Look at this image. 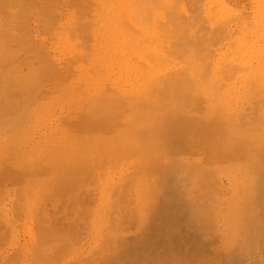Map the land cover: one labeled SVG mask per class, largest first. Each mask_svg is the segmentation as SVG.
Masks as SVG:
<instances>
[{
  "label": "rangeland",
  "instance_id": "obj_1",
  "mask_svg": "<svg viewBox=\"0 0 264 264\" xmlns=\"http://www.w3.org/2000/svg\"><path fill=\"white\" fill-rule=\"evenodd\" d=\"M32 5L33 6L35 5V6L33 7ZM136 5H138L137 6L138 8L136 7ZM195 7H196V10H195ZM140 8H142V10ZM17 9H18V11H16ZM19 9L21 10L20 12H19ZM24 9H26V10H24ZM138 10L140 13L138 12ZM145 10H146V12H145ZM127 11H128V13H127ZM160 12L162 14H160ZM129 13H130V15L128 16ZM17 14H18V16H17ZM20 16H21V18H20ZM263 16H264V0H216V1L215 0L214 1L213 0H181V1L180 0H146V1L143 0V2H142V0H66V1L65 0H0V17L7 18V20L12 22V24L10 25V28L12 30V33H13V31L15 32L13 35L15 36L18 32H19L18 37L20 34H22L24 36L26 35L24 37L26 42L24 41L23 36L20 35L22 39L20 40V42H17L18 44L16 43V45H17V46H15L16 48L13 46L15 48L14 50H16V49H18V50H16V52L13 53L14 56L12 57V59L13 58L15 60H16V58L20 59L22 63H23V61H25L24 62L25 64L24 63H23L24 65L22 64L23 65L21 67L22 69L19 68L20 73H19V71H18V73L22 74L23 75L22 77H25L28 74V72H30L33 75H36V74H40V71L42 70L41 74H42L43 78H44V75H46V73L47 74L52 73L54 75V76L52 74L49 76L47 75L44 79H42V77H41L43 82L40 80L41 81L40 83L43 86H40L41 87V88H39L40 91L35 90L33 92L31 89L30 95L33 96L31 93H33L34 95H36L37 93H40L42 101L40 102L41 104L36 107L40 112L36 116L31 117L32 119H30V118H28L29 120L25 119L26 121L24 122V125L22 128H24V131L29 129L27 132L25 131L26 133L21 134L23 129H19V130H22L21 132H19L18 130L16 132V131H14L15 130V128H14L12 131V127H14V125L11 127V125H12L11 123H8L9 126H8V124H6L7 127L6 126L4 127L6 129L2 128L4 130H1V127H0V133L4 132V133L0 134V165H1V168H0V208L7 209V211H9V217H11L10 219L13 222V224L16 226V229H17L16 230L17 234L15 233V231L13 233H12V231L6 233L8 235H6L5 239L0 242V253L3 252L4 250L5 251L9 250L12 252L13 249H17L19 247V240L25 242V240L32 238V235L34 236L33 238H36L39 234L38 238L43 239L44 235H41V234H43V233L44 234H46V233L51 234L50 228L52 229V234H51L52 237L49 240V237H48L49 235H48L46 237L47 239L44 238V239H46L45 241H44V239L42 240L45 242V244H42L39 247L42 250V252L39 251V253H36L37 255L39 254L38 259L35 256H32L31 253H28V256H26V255L24 256L22 254L17 255V256L14 255V256H16V257H14V256L12 257L14 259H9L7 262H3V263L0 262V263L1 264H38V263L44 264L43 262H47L45 264H76V263L82 264V263H86L88 260L90 261L91 259H92L91 260L92 262L93 261L97 262L98 261L97 259L101 258L100 259L101 262H99V261L98 262L103 264L102 260L107 259L109 257L111 259V262H113L112 264H115V262H114L113 258H111V256H114L115 257L114 259H116V257H117V259H119V261H121L122 259L125 258V256H123V254H125L127 252V250L129 249V247H131L133 244L136 243V245H139L140 242L142 244L141 240H143V239L146 240V242H148V244L150 243L149 241H147V239L149 237L146 235L149 234L148 231L151 230L153 224L154 225L159 224V218L157 217L158 216L157 212L160 209L159 206L167 207L166 204L168 202V199H169L171 193H174V195H175L177 193V191H179L181 188L183 189L182 185L184 183L187 185L191 184V185H188L190 189L189 188L187 189V191L189 190V192H188L189 195L193 194L190 196L191 197L196 196V198L198 197L197 199L194 198V199L190 200V202L194 203V200L196 199L195 203L197 201H199V203L197 202V204H199V205H196L194 203L196 205L195 207H197V206L200 208L204 207V205H205L204 203H206V202H204V200H205V198L203 197L204 194L202 192H200L201 189H200V187L198 188V186L200 185V184L198 185L199 178L196 179L194 174H196V173L200 174L203 172L209 173L210 170L213 172V174H212V172L209 173L210 176L214 177L213 179H216L215 177H217L216 184L219 182L218 185L215 187V190L218 191L221 189L219 192L223 191V192H221V194H218L219 192L217 193V191L213 190L214 193L212 192L213 195H211L214 198V201H217L216 198H217V194H218L217 199H219V200H218V202H214V204H216V205L218 204L216 206L217 208H216V210H212L213 207L211 208V211H210L211 214L209 215L208 220L206 222L209 221V223H211L210 220L212 219V217H215V216H216V222H215V220H213L214 219L213 218L212 219L213 225H212V227L210 226V228H208L209 230L212 229L213 231L211 230L208 233H206V231H208V229H206V228L209 227L208 226L209 223H206V224H208V225H206V228L204 226L202 227V228H205L206 231H204V229L200 230L201 225L198 224L199 222H195V223H197L198 226L200 225L199 227L195 223H194L195 225L192 223L191 224L192 226L190 224H188V225H190V227H188L187 225L186 226L184 225L185 226V228H184L183 226L180 225V224H183L185 222V221L181 222L180 218L182 220H184V218L182 216L177 218V221H175V222H178V221L179 222L178 223L174 222L173 228L175 227L176 229L177 228L181 229L180 228V226H181L183 232H181L180 230H175V231L173 230V232L180 231V233H178V235L180 237L182 236L180 234L183 233V235H184L186 233L185 234L186 237L182 236L183 239L181 238V241L183 240L182 242H184L187 245L189 243H193V245H195V243L193 241H196V244L198 243L200 245V246L195 245L196 247H198L196 250V249H194V248H196L195 246L193 248V245L189 244V246L186 245L187 247H189V248H187L185 246V244L183 243V245H184L183 247H186V249H187L186 250L185 248L182 247V244L181 245L179 244L180 245L179 247H181L182 250L185 249V251L187 252V254H185V253H183V252H185L184 250L182 253L179 250L180 251L179 255H181L182 258L184 256L183 260H180L181 261L180 263L181 264H190V263L193 264L195 262L194 260H196L197 262H195L194 264H202V263L203 264H217L218 263L217 261H219V264H220V261H223V264H224V262H226V261L223 258L226 257L225 259H227V254H231L230 252L235 254V252H233V250L236 251V247H238V244H237L238 240H239V238H241V237H237V236H239L240 234L242 236V233H244V230H243L244 228L242 229L243 223H240V222H242V221L245 222V219L243 220V216H245V214H246L245 212H246L248 206L246 207L245 212H244V209L242 207H245L246 205L249 204V202H248L249 199L247 198L246 194L248 192H250V189H251V191H254L253 194H255V190H258V192L256 191V194L258 196L255 195L256 196L255 200H257V201H254L251 195L248 196V197H250V199H252L250 202H252V203H253V201H254V203L258 202L257 197H260L259 188L260 189L263 188L262 185H260L261 183H259L260 181L262 182V176L259 177L260 179H258L257 177L260 174H256V173H260V171L258 169H260L262 167L261 165H263V163H264V158H263L264 155H262V154H264V150L261 154L262 158L260 157V160H258L259 159L258 156H260V154L259 155L256 154L257 153L256 151L259 150L260 145L262 147L261 149H264V147H263L264 142L262 143L263 139H260L259 142L256 143L257 144L256 145L253 140L247 139L245 136L246 134L253 132V131L260 132L262 130V128L264 127V123H263L264 119L261 116L264 114L263 113L264 112V107H263L264 90L262 89V87H264V83H263L264 82L263 81L264 80V17ZM10 17H12V21L10 20L11 19ZM127 17H129V18H127ZM200 17H202V18H200ZM183 19H185V20L183 21ZM186 19H187V21H186ZM201 19H203V20H201ZM91 20H92V22H91ZM129 20L132 22H130ZM160 20H161V23L163 22V24L161 25L162 29H160V25H159ZM177 20L179 22H176ZM211 20H212V22H211ZM224 20L228 21V22L225 23ZM231 20H233V21H231ZM9 21H5L6 27H8L7 24L8 25L10 24V23H8ZM13 21H15V23ZM133 21H135V22H133ZM180 21L182 22V24ZM84 23L85 24L89 23V24L85 25ZM247 23H249V24L252 23V24L249 25ZM225 24L226 25L228 24L230 27H228V25L226 26ZM44 25H46V26H44ZM157 25H159V29H158ZM182 25H184V26H182ZM221 25H224V27H226V28H221ZM138 26H139V29H138ZM251 26H253V27H251ZM21 27H22V29H21ZM140 28H141V30H140ZM211 28H213V29H211ZM180 29H181V31H180ZM214 29H216V30H214ZM160 30H162V32H160ZM159 33L160 34L162 33L163 36H162V34L160 35ZM220 33H222V34H220ZM167 35L169 38L172 37L171 40L173 41V43L169 38H167ZM156 36H158V38ZM160 36H161L160 41L164 39L161 42L158 40ZM193 36H195V37H193ZM153 37H154L155 41L152 40ZM224 37H225V39H224ZM7 38H9V36L5 37L6 40H7ZM166 38H167L168 42L165 41ZM177 38H179L180 40ZM5 39H4V41H6ZM173 39L175 40L176 43L174 42ZM176 39L180 41V43L178 41V43L180 45L177 44ZM193 39L195 41H193ZM157 40H158L159 44L157 43ZM169 40L171 41L172 44L169 43ZM189 41H191V42H189ZM197 41L200 43H196ZM155 42H156V44H155ZM4 43H6V42H4ZM8 43H9V41H8ZM141 43H142V45H139ZM194 43H195V45H192ZM170 44H171V46H170ZM173 44L179 45V46L174 47ZM197 44L200 46H198ZM156 45H158V46H156ZM163 46H164V48H163ZM180 46H181V48H180ZM157 47L159 48V50ZM166 47L167 48L169 47L170 49L168 48V50H167ZM209 47H211V48H209ZM213 47H214V49H213ZM156 48L158 50L157 53H159V54L161 53V55L163 54L162 57H164L165 63H167V62L169 63V60H171V59H172V61H171L172 63L170 62L169 64H165L161 58V55L159 56L161 59L158 57L159 54L156 53ZM162 48H163V50H162ZM173 48H175V49L178 48L176 50V52L178 51V53H176ZM183 48H185V49H183ZM197 48H198V50H197ZM29 49H32L33 52L30 53L31 50H29ZM180 49H183V50H180ZM186 49H187V52H189V50L191 52L194 51L193 53L195 55L193 53L191 55L193 56V58L196 57V61H195V59L192 58L191 55H188V54H190V52L187 53ZM14 50H13V52H14ZM167 51H168V53L170 52L169 54L173 55V57H175V55H177L176 57H178V58H173L172 56H169ZM173 52H175V54ZM185 53H187V54L185 55ZM152 54L154 55V57L156 55V57H158V59H160L159 60L160 63L158 62L157 58H156L157 60H155V61H157V65L161 64L160 65L161 67L160 66L156 67V63H154V62L150 63V62L154 61ZM179 54H180V56H179ZM182 54H184L183 57L186 56L184 59H182L183 57H181ZM48 55L49 56L52 55L51 57H53V59L55 61L49 59L47 57ZM140 55L143 57H141ZM204 55H206V56L204 57ZM27 56H29V58ZM167 56H168V59H167ZM198 56H200V57H198ZM23 57L25 58V60ZM101 57H103L102 60H101ZM139 57L142 58L143 62L141 59L139 60ZM144 57H145V60L143 59ZM165 57H166V59H165ZM21 58H23V60ZM186 58H188V59H186ZM10 59H11V57H10ZM147 59L149 60L148 62H146ZM27 60H28V63H27ZM29 60H30V62H29ZM173 61H175V64ZM210 61H212L213 64ZM232 62H233V64H232ZM121 63H125V66H124V64H122V67H124V68L121 67ZM234 63L237 64L236 68H235ZM30 64H31V66H30ZM39 64H41V65H39ZM182 64L184 65V67ZM189 64H191V66H189ZM45 65H47V66L45 67ZM103 65L105 68L103 67ZM152 65H153V67L151 68L150 66H152ZM163 65L166 67H163ZM197 65H199L198 68H196ZM40 66L42 67V69L40 68ZM177 66H179V67H177ZM231 66H233L235 68L234 72L232 70L230 71ZM180 67L182 68V70L179 69L178 71H176ZM201 67H202V70L204 73L200 69ZM29 68H30V70H29ZM103 68L105 69V71ZM166 68H168V69H166ZM31 69H33V72L31 71ZM48 69H50L51 71H52V69L57 70V72H58V70H60L61 73L59 75V73L55 72L56 73L55 74L54 72H51V71L49 72ZM173 69H174L175 73L173 72ZM185 69L187 70V75H189V76L186 75ZM197 69H198V71H197ZM241 69H243V70H241ZM34 70H35V72H34ZM168 70H170V71L165 73ZM43 71H46V73ZM218 71H221V72H218ZM42 72L45 74H43ZM160 72L162 75L160 74ZM200 73H201V75H200ZM57 74H58V76H57ZM61 74L63 76H65L67 78L66 80H68L70 82V84H68L69 86L66 84L67 82L64 81V77ZM155 74H157V75H155ZM55 75H56V77H59V76L63 77V78L59 77L60 83H57L58 82L57 80H56L57 82L54 81V79L56 78ZM135 75H137V77ZM153 75H155L156 78ZM202 75H203V77H202ZM50 76L53 77V78L51 77L53 80L51 78L50 79L48 78ZM160 76H163V79ZM88 77H90L91 79ZM189 77H190V79H189ZM191 78H192V80H191ZM56 79H58V78H56ZM86 80H88V81L86 82ZM130 80H131V82L129 83ZM155 80L157 82L158 81L160 82L159 85H157L158 83H156ZM160 80H163V81H160ZM219 80L221 83H219ZM253 81L255 83H257L256 84L257 86L255 85V83ZM260 81H262V83H260ZM54 82L57 84H53ZM145 82H147V83H145ZM153 82H154V86L156 85L155 86L156 91H154L153 87H151V86H153ZM163 82H165V83L163 84ZM190 82H191V84H190ZM224 82H225V84H224ZM133 83L136 85L134 86ZM105 84H107V87H105L106 86ZM130 84H131V86H130ZM214 84H215V86H214ZM258 84H259V86H258ZM57 85H58V87H62V85H63V88L65 87L66 89L64 88L65 90H62L61 88H58ZM182 85H184L185 87ZM54 86H55V88H53ZM102 86L105 89L102 88ZM179 86H182V87H179ZM193 86H195V87L192 88ZM46 87H47V89H46ZM77 88L80 91L77 90ZM54 89L55 90L59 89V90L55 92ZM102 89H104V90L102 91ZM106 89H107V91L105 92ZM192 89L194 90L192 93V98H193L194 103H193L192 99L190 97H188V96H190ZM197 89H198V91H197ZM49 90H50V92H49ZM113 90H115V91H113ZM181 90H183V91H181ZM59 91H61V94L59 93ZM112 91H113V93H116V95L120 93L121 97L122 96L123 97L122 98L118 97V95L116 96L115 94L113 96ZM116 91H118V92H116ZM160 91H161V93H160ZM178 91H179V93H178ZM261 91H263V92H261ZM52 92H54L53 93L54 97L52 96L54 98L53 100H52V98H50L51 97L50 95H52L50 93H52ZM57 92H58L59 96H58ZM86 92H87V94H86ZM150 92L152 93V95L154 97L155 96H158V97H155L156 98L155 99L152 95L147 94ZM154 92H155V94H153ZM169 92H170V94H169ZM47 93L50 94L49 97L46 96ZM65 93H66V97H64ZM100 95L101 96L102 95H104V96L110 95V97H112V98L103 96L104 97V98L102 97L104 100L103 101L102 98L99 97V99H100L99 105H98V102H97V104H95V102H96L95 99L98 98V96H100ZM180 95H182V96H180ZM56 96H58L57 99H56ZM91 96L94 99H92ZM144 96H145V98H144ZM151 96L153 97V100L155 99V101H153L151 99ZM186 96H187V98H186ZM161 97H163V98H161ZM82 98L84 100L87 98L85 103L86 102L89 103L88 100L91 99L92 100L90 102L91 104L87 105V103L85 104L84 101L82 103V100H83ZM109 98L110 99L114 98L113 102L116 100L115 98H119V99L121 98V99L120 100L117 99L116 100L117 102L115 101L114 102L115 104L113 103V105H112V100L109 101ZM179 98L181 101H179ZM184 98H186V99H184ZM47 99H49L48 102H47ZM107 99H108V101H107ZM150 99H151V101H150L151 103L150 102L147 103L146 100L149 101ZM189 99H191V100H189ZM256 99H258V100H256ZM51 100H52V102H51ZM135 100L137 102H141V103L146 102V105L144 103L140 104V105L137 103L136 104L137 106H136L135 103H133V102H136ZM156 100H158V101H156ZM253 100H255V101H253ZM105 101L108 104L107 103L104 104ZM185 101H186V103H185ZM109 102H111V104ZM214 102H216V103H214ZM258 102H260V103H258ZM94 104L96 106H94ZM100 104H102V107L100 106ZM104 106L107 110L109 108V110L107 111L105 108H103ZM107 106H110V107L107 108ZM36 108H34V110ZM83 108H85V110H83ZM96 108H97L96 112L99 114H97L95 112ZM99 108L100 109L103 108L104 110L101 109V111H104V112L107 111V113L101 112L103 115L105 114L104 116L101 115V113L98 111V110H100ZM137 108H138V111H136L137 114H136V112L133 114V111L137 110ZM173 108H174V110H172ZM182 108H184V110ZM245 109H247V110H245ZM90 110H92V112H93L92 115H94V113L96 114V117L92 116L93 118H90L91 113L89 115V112H87ZM177 110H179V111L181 110L182 112L179 113ZM189 110H191V111H189ZM259 110H260V112H259ZM161 111H162V113H161ZM172 111H173V113H172ZM174 111L176 114L174 113ZM207 111H208V113H206V115H205L206 119H205L203 116L204 115L203 113H205ZM210 111L213 112V115H211L212 113ZM219 111H220V113H219ZM130 113H132V114H130ZM143 113H145V114H143ZM164 113H166V114H164ZM221 113H222V115H220ZM225 113H226V115H225ZM172 114H173V117H172ZM177 114L179 115V117H181V119L180 118L178 119ZM180 114H181V116H180ZM99 115H101V118L98 117ZM132 115H135L134 117L135 118L137 117L140 120L139 119H138V121L134 120V117L131 118ZM201 116H202V119L200 122ZM260 116H261V120L259 119ZM209 117L210 118L213 117L211 121H210ZM263 117H264V115H263ZM173 118H174L175 122L173 121ZM187 118H188V120H187ZM234 118H236V119H234ZM129 119H131V121ZM165 119H167V120H165ZM194 119H196V120H194ZM254 119H256V120L254 121ZM262 119H263V122H261ZM132 120H134L136 122L134 123ZM151 120H153V122ZM191 120H193V121H191ZM234 120H237L236 123L238 125L235 124ZM251 120L253 123L260 120L257 122V124L259 122H261V124H258L257 126H255L254 124L250 125L252 123V122H250ZM238 121L240 122V124L238 123ZM242 123H243V125H242ZM244 123H245V125H244ZM248 123H250V124H248ZM124 125L127 127L126 128L127 130L124 129L125 128ZM239 125H242V126H239ZM194 126H196V128ZM147 127H149L150 129L149 128L147 129ZM171 127H173V128H171ZM192 127L195 128V129H192V131L196 130V132L189 131V130H191ZM220 127L222 129H220ZM128 128H129V130H128ZM179 128H181L185 134L181 131V129L179 130ZM234 128H237V129H234ZM187 130L189 131L190 135L188 134ZM47 131L52 132L51 133L52 136L49 135L51 137L47 138L48 140L45 139V137L43 136V134L45 135L48 133ZM205 131H208V132L206 133ZM31 132H32V134H31ZM190 132H192V133H190ZM181 133H183V135H185V137L181 136L180 135ZM23 135H25V136H23ZM176 135H178L179 137H177ZM187 135L190 136L191 138H187ZM233 135L235 137H238L240 140H237L235 138L237 141L232 142L230 140V136H233ZM205 136H207V137L205 138ZM215 137H216V141H213V143H212V140H215ZM225 137L227 138L226 140H225ZM182 138L185 140H183ZM175 139L179 140L181 142L178 143L179 142L178 141L177 142L178 144L172 143V141L173 142L176 141ZM217 139H219V140L217 141ZM235 139H233V140H235ZM167 140H170L171 143H169V141H167ZM214 142H215V144H214ZM163 143H165V144H163ZM181 143L184 145L186 144L185 145L186 148ZM209 143H211V144H209ZM229 143L232 145V147H231V145L229 147ZM251 143L253 145L255 144L256 147H258L256 151L252 148ZM259 143H260V145H258ZM166 144L167 145L169 144L168 147L166 146ZM225 144H227V145H225ZM234 144H235V146L233 147ZM244 145L245 146L247 145V147H245ZM250 145H251V147H250ZM189 146H191V148ZM242 146L245 147V148L243 147V149H248V151L246 150L248 153L243 152V154L246 153L244 156H243V154L240 153V151L241 152L244 151L241 148ZM178 147H180V149H178ZM210 147L212 148V150ZM183 148H184V150H183ZM213 148H215V150ZM220 148L221 149L224 148L225 150L223 149L221 151ZM226 148L231 149V150L234 149V150H232V151L229 150V151H231L229 154V152H226ZM235 148H237L238 151L240 149H242V150H240L238 152V151H236L237 149L235 150ZM146 149H148V150H146ZM188 150H189V152H188ZM250 150H253V151H250ZM130 151H132V152H130ZM213 151L215 154L213 153ZM233 151H236V152L233 153ZM261 151L262 150H260L258 152L261 153ZM116 152H117V154H116ZM250 152L251 153L254 152V155L252 153L248 157V154H250ZM34 153H36V154H34ZM206 153L208 155H210L209 157L208 156L207 157H208V160L211 162H209L207 159H205V158H207L205 156V155H207ZM236 153H238V154L240 153L239 154L240 156L238 155L239 157L238 156L234 157L235 159H237V157L239 158L237 162L234 158L233 159L235 160V162L233 160H229L230 158L229 159L226 158L227 156L229 157L230 155L232 156V155H235ZM192 155H194V156H192ZM203 155L205 156V158ZM245 156H247V157H245ZM193 157H194V159H193ZM213 157H215V159ZM179 158H181V159H179ZM187 158L189 160H187ZM210 158L214 159V160H210ZM225 158L229 161H227V160L225 161ZM248 158H249V160L247 161ZM190 159L192 161L195 160V162H193V164H192ZM261 159H263V160L261 161ZM103 160H104V163H103ZM142 160H143V162H142ZM251 160H255V163L252 162ZM256 160L263 162V163L259 162V164H261L260 165L261 167L259 166L258 161L256 164ZM203 161H205V162L203 163ZM87 162H89V164ZM93 162H94V164H93ZM115 162H117L118 165ZM123 162L126 164H124ZM198 162L201 163V165H199ZM166 163H167V165H166ZM184 163L186 164L187 167H185V165H183ZM194 163H196V164H194ZM170 164H173V167ZM174 164H175V166H174ZM190 164H192L191 167L188 166ZM87 165H88V167H86ZM104 165H105V168H104ZM169 165L172 168L169 167ZM177 165L178 166L182 165V166H179L180 168H178ZM193 165L195 168L193 167ZM257 165L259 166V168ZM204 166H205V168H208L209 171H206L207 169L205 170V168H203ZM222 166L224 168H222ZM66 167H68V169H66ZM60 168H61V170H60ZM102 168H104V169H102ZM189 168H192L194 173L192 172V169L189 170ZM199 168H201L200 169L201 171L198 170ZM1 169H3V170L5 169L4 171L6 172V174H4L3 171L1 172ZM70 169H73V171H75V169H76L77 172L76 171L72 172V170H71V172L69 173ZM181 169H182V171H180ZM194 169H197L198 171L194 170ZM55 170L56 171L58 170V171L56 172ZM183 170H185V171H183ZM255 170H256V173H255ZM261 170H262V168H261ZM8 171L10 172V174L14 175V178H11V179L9 178L7 181V176L9 174ZM60 171H61V173H59ZM99 171H101V173ZM195 171H197V172H195ZM214 171H216V172H214ZM257 171H259V172H257ZM166 172L168 173V175L166 174ZM172 172L175 174L172 175ZM184 172L187 173L188 175L186 176V174H184ZM63 173H64V175H63ZM95 173L96 174L99 173V175L98 174L95 175ZM179 173L181 176H179ZM189 173H193V174H189ZM215 173H216V175H215ZM78 174H80L82 176V178H81V176H78ZM104 174H105V176H104ZM135 174H137V175H135ZM197 174H196V176H197ZM255 174H256V176H254ZM90 175H91V177H90ZM93 175H94V177H93ZM100 175L101 176L103 175V176L101 177ZM161 175H162V179H161ZM190 175H192V176L190 177ZM261 175H262V171H261ZM73 176H74V178H73ZM86 176H87V178H89V177L92 178V180L89 178L90 182H88V180L85 179ZM96 176L99 179H96ZM156 176H157V178H156ZM168 176H169V178H168ZM175 176L176 177L179 176L177 179H179V180L181 179L180 182L184 181V180H186V181L188 180V181H187V183H186V181H184V183L181 182L182 183L181 184V183H179V180H177ZM193 176L195 177V179ZM24 177H25V180H24ZM75 177L78 179H75ZM164 177H165V179H164ZM192 177H193V179H192ZM102 178H103V180H102ZM250 178H251V180H249V182H248V179H250ZM255 178H257V179H255ZM72 179L75 182H73ZM57 180H58V182H57ZM61 180L62 181L64 180V181L61 183ZM217 180H218V182H217ZM253 180H255V181H253ZM15 181H16V183H15ZM28 181H30V182L28 183ZM84 181L86 182V184ZM100 181H102V183ZM150 181H151V183H150ZM195 181L197 183L196 185H195ZM239 181H241V183ZM256 181H259V182H256ZM26 182H27V185H26ZM71 182H72L73 186L70 184ZM146 182H147V184H146ZM173 182H174V184H173ZM252 182L254 184L257 183V185H254ZM53 183H54V185H53ZM73 183H76L77 185L76 184L74 185ZM98 183L99 184L101 183L102 185L101 184L99 185ZM132 183H133V185H131ZM166 183H168V186H166ZM178 183H179V185H181V188H180V186L178 187V185H177ZM78 184H79V186H78ZM119 184L121 186V189L119 187ZM172 184L174 186L177 185L175 187V190H174V186L172 187ZM50 185H51V187H50ZM64 185H65V187H64ZM20 186H22V187H20ZM33 186H35L36 188ZM81 186H82V188H81ZM188 186H186V187H188ZM194 186H196V188H198V190L200 189V191H198V192L202 193V195L201 194L198 195V194L193 193L194 190H196V188ZM218 186L220 188H218ZM250 186L255 187V189L253 187L251 188ZM166 187H167V189H166ZM191 187H193L192 189H194V188L195 189L192 190ZM62 188H64V189L62 190ZM176 188H178L177 191H176ZM73 189H74V191H73ZM131 189H132V191H131ZM147 189H149V190H147ZM78 190H80V191H78ZM184 190L186 191L185 188H184ZM190 191H191V193H190ZM98 192H99V194H98ZM196 192H197V190H196ZM261 192H262V189H261ZM43 193H44V195H43ZM59 193L61 194V196ZM72 193H74V194H72ZM39 194H40V196H39ZM158 194H160V195H158ZM178 194L179 193H177V195H175V196L171 195L174 198V203H176L178 201L177 199H175L178 196ZM248 194H252V192H250ZM72 195H74V196H72ZM189 195H187L188 199H190ZM221 195H223L222 196L223 198H220ZM48 196H49V198H48ZM157 196H158V199H157ZM215 196H216V198H215ZM59 197H60V199H59ZM77 197H78V200H77ZM177 198L180 199L179 197H177ZM245 198H246V200L243 201ZM105 199H107V200H105ZM122 199L123 200L125 199L124 200L125 203L123 202ZM144 199H145V201H144ZM154 199H155V201H154ZM156 199L158 200V203H157ZM52 200H53V202H52ZM63 200H65V201H63ZM69 200H71L72 203ZM109 200H110V202H109ZM175 200H176V202H175ZM184 200L185 199H183V202L181 201L182 203L180 202L181 208H182V205L184 204ZM66 201H67V203H66ZM187 201L188 200L186 199L185 204H187ZM246 201L248 202V204L244 203ZM111 202L112 203L115 202V203H113V206H112ZM127 202L129 204H127ZM146 202L149 203V205ZM161 202H162V204H161ZM155 203L158 204L159 206H157ZM177 203H179V202H177ZM202 203H203V206H200V205H202ZM254 203H253V205H254ZM130 204L132 207L130 206ZM194 204H192V205H194ZM114 205H115V207H114ZM133 205L135 208L133 207ZM187 205H183V207L187 206ZM192 205H191V207H192ZM243 205H245V206H243ZM251 205H250L251 208H249V209L252 210L255 207V205H254V207ZM257 205H256V207H257ZM137 206H138V208H137ZM155 206L157 208L159 207L158 210H157V208H155ZM177 206L179 207V205H177ZM9 207H10V209L12 207V209L10 210ZM139 207H140V209H139ZM256 207H255V209H256ZM65 208H66V212H65ZM109 208H111V209H109ZM128 208H134L138 212V216H139V219H141V221L137 220V218L135 216L131 215ZM94 209H96L97 211ZM99 209H100V212L102 213V215H100L101 213L99 212ZM138 209H139V211H138ZM189 209H190V207L187 206L186 210L188 211ZM213 209H215V207ZM229 209H230V211H229ZM107 210L109 212H110V210L111 211L113 210V212H110L111 215H109V212ZM116 210H118V211L116 212ZM123 210H126L127 214L130 213L129 215H131V217H133V218L129 217V215L127 216L126 212ZM160 210H162V209H160ZM217 210L218 211L220 210V211L218 212ZM233 210H236L234 215H232V213L234 212ZM251 210H249V212L247 214H250ZM121 211H123V212H121ZM238 211H239V213H242V215H240L238 213ZM255 211L256 210H252L253 213ZM12 212H14V214H16V215H14ZM49 212H51V213H49ZM153 212H155V213H153ZM119 213H121L122 215L120 216ZM140 214L143 216L145 215L148 219L145 216L144 217L141 216ZM230 214L233 217H231ZM98 215H99V217H98ZM211 215H214V216H211ZM238 215L242 216V219ZM65 216H66V218H65ZM111 216L114 217L113 220L116 219L115 223L119 222L118 224L120 225V228L117 224L113 223L114 221L111 220L112 219ZM116 216H118V218ZM226 216H229V219L231 218V220L235 216V218H237V220L234 219V222L236 221L235 222L236 224L233 222V220L232 221L228 220V219L226 220ZM105 217L106 218L108 217L107 220ZM119 217L121 220H124V219L125 220L119 221ZM151 217L155 220L151 219ZM44 218H46V219H44ZM50 218H51V220H50ZM92 219H93V221H92ZM224 220H226V221H224ZM98 221H102V222H98ZM106 221H108V222L106 223ZM228 221H229V223H228ZM128 222H129V224H127ZM160 222H161V220H160ZM201 222L203 224L205 223V221L204 222L201 221ZM214 222L216 225L214 224ZM101 223H103V224H101ZM151 223H153V224H151ZM225 223L228 225H226ZM237 223H238V226H237ZM239 223L241 224V226H239L240 225ZM94 224H96V225L93 226ZM108 224L114 225V228L118 226L117 228H118V231L120 229V231H119L120 234L117 232V229L115 231H113L114 229L111 228L113 226H110ZM175 224H177V225H175ZM231 224L234 226V228L231 227ZM37 225H39V227ZM42 225H43V227H42ZM48 225L49 226L51 225V227H49ZM103 225H105V226H103ZM108 226L111 229V232L115 233V234L113 233L115 238H113L114 236L110 232ZM137 226H139L140 229ZM149 226H151V228H149ZM177 226H179V227H177ZM195 226H197L196 228H198V230L195 228ZM35 227H37V228L35 229ZM68 227H72V228H75L77 230L76 233L71 236L72 238L67 237V235L64 234L66 229H69ZM94 227H96V229ZM100 227H101V229H100ZM144 227L145 228L147 227L146 229L148 231ZM187 227H188V229L190 228L189 231H188ZM226 227H227V229H226ZM238 227H240L239 229H241V230H239ZM48 229H49V232H48ZM88 229H89V231H88ZM44 230H46V231L44 232ZM134 230H136V231H134ZM186 230L188 231V233ZM192 230H195L196 232L197 231L198 232L196 233L195 231H192ZM228 230H230V232H228ZM59 231H60V234H59ZM184 231H185V233H184ZM199 231H201V232H199ZM40 232H43V233H40ZM109 232L111 233V235ZM14 233H15V235H13ZM106 233L109 234L108 235L109 238H110V236H112V239H115V240H112L113 243H114V241H116V239L119 236H121V237H119V238H121V239H119L121 241L122 236H123L124 237L123 242L125 244L119 245L120 249L117 250L116 248H118L117 247L118 244H116V243H118V240L116 241V243H114L115 246L113 245V243L112 244L108 243V241H110L111 239L108 240L109 238H108ZM36 234H37V236H36ZM116 234H117V236H116ZM204 234H206V236ZM131 236H132V238H131ZM142 236H143V238H142ZM145 236H146V238H145ZM213 236H215V237H213ZM137 238H139V239H137ZM214 238H215V240H214ZM237 238H238V240H237ZM242 238H243V236H242ZM55 239H57L58 241ZM62 239L64 240V242ZM128 239L130 240L131 243L126 242V240H128ZM234 239H236V240L233 242L232 247H231V245H229V244H231V242ZM47 240H49V241L46 242ZM148 240H150V239H148ZM190 240H191V242H190ZM210 240H212V241L210 242ZM241 240L242 239L239 240V244H240ZM120 241H119V244L122 243V241L121 242ZM187 241H189V242H187ZM200 241H203L202 242L204 244L203 246H201L202 243L200 244ZM65 242H67V243H65ZM143 242H145V241H143ZM205 243H207V244H205ZM55 244L57 245L56 247H58L57 249H55L56 248L54 246ZM103 244H105V245H103ZM106 244L108 246H106ZM109 244L112 245V250L109 249V248H111V246H109ZM101 245H102V247H101ZM129 245H131V246H129ZM151 245H148V247L149 246L151 247ZM206 245H207V247H206ZM208 245H210V246H208ZM235 245H237V246L235 248H233ZM263 245L264 244L259 245V246L257 245V246H258V248H262L263 252H264V248L262 247ZM257 246H256V248L255 247L253 248V251L256 254V256L251 251L252 252L251 254L253 256L248 254L246 256L247 259L244 258V261L241 264H264V254L261 253L262 249H260V251L258 249V251H257ZM99 247H101V249H103V247H104L105 250L104 249L101 250ZM107 247L109 250H107ZM202 247L204 249H202ZM43 249H44V251H43ZM96 249H97V251H96ZM142 249H140V250L142 251ZM188 249L191 251L189 252ZM225 249H227V250H225ZM54 250L56 251V253ZM150 250L151 249H149V251ZM238 250L236 251L235 255H237V254L239 255ZM137 251H139V250H137ZM196 251H199V252H196ZM209 251H210V253H208ZM227 251H228V253H227ZM256 251H257V253H256ZM37 252H38V250H37ZM43 252L45 254L44 257H43ZM58 252L59 253L61 252L60 253L61 255ZM201 252H203L204 255H203V253L200 255ZM223 252H225V254L226 253L227 254L225 255ZM77 253H79V254H77ZM97 253H99L98 255H100V257H98ZM149 253L151 254V252H149ZM107 254L109 255L108 257H107ZM112 254H114V255H112ZM115 254L117 256H115ZM182 254H183V256H182ZM221 254H223L224 256H221ZM233 254L231 256H234ZM87 255H88V260H87ZM90 255H91V257H90ZM179 255L178 256L176 255L175 258L179 259V257H180ZM207 255H208V257H205ZM62 256H63V258H62ZM92 256L93 257L96 256V257H94V259H93ZM103 256H104V259H103ZM216 256H219V257H216ZM40 257L42 258V260L40 259ZM45 257H46V261L43 260V259H45ZM47 257H48V259H47ZM213 257L214 258L216 257L215 260L213 259ZM241 257H244V256H241ZM35 259L38 261H36ZM125 260H123L122 262L124 263ZM89 261L87 263H90ZM186 261H188V262H186ZM122 262L120 264H122ZM154 263L155 262L149 263V264H154ZM95 264H97V263H95Z\"/></svg>",
  "mask_w": 264,
  "mask_h": 264
},
{
  "label": "bare ground",
  "instance_id": "obj_2",
  "mask_svg": "<svg viewBox=\"0 0 264 264\" xmlns=\"http://www.w3.org/2000/svg\"><path fill=\"white\" fill-rule=\"evenodd\" d=\"M66 1V0H65ZM146 1V0H145ZM181 1V0H180ZM214 1V0H213ZM216 1V0H215ZM7 2V1H6ZM9 2V1H8ZM142 2H143V0H142ZM133 3V2H132ZM131 3V4H132ZM159 3V2H158ZM178 3V2H177ZM217 3V2H216ZM138 4V3H137ZM198 4V3H197ZM219 4V3H218ZM226 4V3H225ZM10 6V5H9ZM33 6V5H32ZM35 6V5H34ZM33 6V7H34ZM138 5H136V7H137ZM140 6V5H139ZM156 6V5H155ZM158 6V5H157ZM160 6V5H159ZM168 6V5H167ZM228 6V5H227ZM256 6V5H255ZM12 7V6H11ZM151 7V6H150ZM171 7V6H170ZM180 7V6H179ZM186 7V6H185ZM138 8V7H137ZM41 9V8H40ZM141 10H142V8H140ZM139 9V10H140ZM147 9V8H146ZM24 10H26V9H24ZM39 10V9H38ZM52 10V9H51ZM59 10V9H58ZM139 10H138V12H139ZM149 10V9H148ZM195 10H196V7H195ZM202 10V9H201ZM200 10V11H201ZM262 10V9H261ZM16 11H18V9L16 10ZM21 10L19 9V12H20ZM18 12V13H19ZM50 12V11H49ZM80 12V11H79ZM145 12H146V10H145ZM149 12V11H148ZM156 12V11H155ZM195 12V11H194ZM199 12V11H198ZM203 12V11H202ZM219 12V11H218ZM38 13V12H37ZM56 13V12H55ZM127 13H128V11H127ZM131 13V12H130ZM130 13L128 14V16L130 15ZM140 13V12H139ZM13 14V13H12ZM25 14V13H24ZM31 14V13H30ZM143 14V13H142ZM160 14H162L161 12H160ZM181 14V13H180ZM197 14V13H196ZM199 14V13H198ZM202 14V13H201ZM15 15V14H14ZM13 15V16H14ZM146 15V14H145ZM241 15V14H240ZM17 16H18V14H17ZM47 16V15H46ZM132 16V15H131ZM143 16V15H142ZM141 16V17H142ZM159 16V15H158ZM157 16V17H158ZM165 16V15H164ZM189 16V15H188ZM203 16V15H202ZM180 17V16H179ZM184 17V16H183ZM235 17V16H234ZM264 17V16H263ZM11 18V19H10ZM9 19L12 21V17H10ZM20 18H21V16H20ZM127 18H129V17H127ZM136 18V17H135ZM145 18V17H144ZM185 18V17H184ZM187 18V17H186ZM200 18H202V17H200ZM217 18V17H216ZM253 18V17H252ZM255 18V17H254ZM18 19V18H17ZM137 19V18H136ZM143 19V18H142ZM180 19V18H179ZM196 19V18H195ZM16 20V19H15ZM19 20V19H18ZM132 20V19H131ZM162 20V19H161ZM161 20H160V29H162V24H163V22L161 23ZM185 19H183V21H184ZM201 20H203V19H201ZM5 21H9V20H7V18H2V17H0V127H1V130H4V129H6V128H4L5 126H6V124H8V123H11L10 125H11V127L14 125V127H12V131H13V129L15 128V130L14 131H16L17 132V130L19 131V132H21L22 130H19V129H23V131L21 132V134H23V133H26L29 129H27V130H25L24 131V128H22L23 127V125H24V122L26 121L25 119H28V118H30V119H32L31 117H34V116H36L40 111L36 108L38 105H40L41 103V101H42V98H41V94L40 93H37L36 95H34L33 93H31L33 96H31L30 95V92H31V89H32V91L34 92L35 90H37V91H40V89L39 88H41L40 86H43L40 82L42 81L43 82V80L42 79H44L47 75L49 76V75H51V74H47L46 73V71H43V72H45L46 73V75H44V78H43V76H42V74H41V69H42V67L40 66V74H36V75H33V74H31L30 72H28V74L25 76V77H22L23 75L22 74H19L20 73V69H22L21 67L25 64L24 62L25 61H23V63L21 62V60L20 59H17L16 58V60L13 58L12 59V57L14 56L13 55V53H15L16 52V50H18V49H16V50H14L16 47L15 46H17L16 45V43L17 42H20V40L22 39L21 38V36L20 35H22V34H20L19 35V37H18V34H19V32L14 36L13 34L15 33L14 31H13V33H12V30H11V28H10V25L12 24V22H8V23H10L9 25L7 24V26L8 27H6V25H5ZM126 21V20H125ZM130 21V20H129ZM186 21H187V19H186ZM208 21V20H207ZM231 21H233V20H231ZM254 21V20H253ZM14 23H15V21H13ZM91 22H92V20H91ZM94 22V21H93ZM127 22V21H126ZM130 22H132V21H130ZM133 22H135V21H133ZM141 22V21H140ZM146 22V21H145ZM176 22H179L178 20L176 21ZM181 22V21H180ZM211 22H212V20H211ZM210 22V23H211ZM224 22L226 23V22H228V21H225L224 20ZM247 22V21H246ZM251 22V21H250ZM79 23V22H78ZM83 23V22H82ZM195 23V22H194ZM81 24V23H80ZM85 24V23H84ZM87 24H89V23H87ZM87 24H85V25H87ZM143 24V23H142ZM158 24V23H157ZM181 24H182V22H181ZM186 24V23H185ZM207 24V23H206ZM247 24H249V23H247ZM250 24H252V23H250ZM249 24V25H250ZM51 25V24H50ZM159 25H157L158 26V29H159ZM203 25V24H202ZM220 25V24H219ZM218 25V26H219ZM226 25V24H225ZM228 25V24H227ZM226 25V26H227ZM44 26H46V25H44ZM84 26V25H83ZM89 26V25H88ZM182 26H184V25H182ZM186 26V25H185ZM254 26V25H253ZM253 26H251V27H253ZM20 27V26H19ZM49 27V26H48ZM78 27V26H77ZM208 27V26H207ZM228 27H230L229 25H228ZM27 28V27H26ZM170 28V27H169ZM221 28H226V27H224V25H221ZM13 29V28H12ZM21 29H22V27H21ZM138 29H139V26H138ZM208 29V28H207ZM211 29H213V28H211ZM210 29V30H211ZM229 29V28H228ZM92 30V29H91ZM95 30V29H94ZM140 30H141V28H140ZM143 30V29H142ZM194 30V29H193ZM202 30V29H201ZM206 30V29H205ZM214 30H216V29H214ZM227 30V29H226ZM90 31V30H89ZM144 31V30H143ZM171 31V30H170ZM179 31V30H178ZM180 31H181V29H180ZM219 31V30H218ZM160 32H162V30H160ZM168 32V31H167ZM183 32V31H182ZM214 32V31H213ZM217 32V31H216ZM220 32V31H219ZM26 33V32H25ZM170 33V32H169ZM179 33V32H178ZM209 33V32H208ZM92 34V33H91ZM160 34V33H159ZM162 34V33H161ZM160 34V35H161ZM184 34V33H183ZM198 34V33H197ZM212 34V33H211ZM215 34V33H214ZM213 34V35H214ZM218 34V33H217ZM220 34H222V33H220ZM173 35V34H172ZM171 35V36H172ZM6 36H9V38H7V40L5 39V37ZM23 36V38L26 36H24V35H22ZM29 36V35H28ZM162 36H163V34H162ZM174 36V35H173ZM177 36V35H176ZM227 36V35H226ZM148 37V36H147ZM157 38H158V36H156ZM179 37V36H178ZM181 37V36H180ZM191 37V36H190ZM193 37H195V36H193ZM143 38V37H142ZM141 38V39H142ZM145 38V37H144ZM167 38H169L168 37V35H167ZM167 38L165 39V41H167ZM172 38V37H171ZM171 38H169L170 40H171ZM200 38V37H199ZM212 38V37H211ZM220 38V37H219ZM4 39L6 40V41H4ZM160 39H161V36L159 37V41H160ZM177 39H179V38H177ZM176 39V41H177V44H179L180 43V39L179 40H177ZM191 39V38H190ZM189 39V40H190ZM208 39V38H207ZM224 39H225V37H224ZM89 40V39H88ZM87 40V41H88ZM144 40V39H143ZM152 40H154V37H153V39ZM158 40H157V43H158ZM164 40V39H163ZM163 40H161V41H163ZM169 40V43H171V41ZM174 40V39H173ZM184 40V39H183ZM214 40V39H213ZM238 40V39H237ZM8 41H9V43H8ZM23 41V40H22ZM21 41V42H22ZM24 41H25V38H24ZM29 41V40H28ZM86 41V40H85ZM96 41V40H95ZM155 41V40H154ZM160 41V42H161ZM178 41H179V43H178ZM182 41V40H181ZM188 41V40H187ZM193 41H195L194 39H193ZM4 42H6V43H4ZM26 42V41H25ZM24 42V43H25ZM92 42V41H91ZM140 42V41H139ZM146 42V41H145ZM149 42V41H148ZM168 42V41H167ZM174 42H175V40H174ZM183 42V41H182ZM189 42H191V41H189ZM206 42V41H205ZM231 42V41H230ZM172 43H173V41H172ZM171 43V44H172ZM176 43V42H175ZM174 43V44H175ZM196 43H200V42H196ZM204 43V42H203ZM18 44V43H17ZM155 44H156V42H155ZM159 44V43H158ZM171 44H170V46H171ZM173 44V45H174ZM207 44V43H206ZM258 44V43H257ZM139 45H142V43L141 44H139ZM180 45V44H179ZM179 45H174V47L176 46H179ZM185 45V44H184ZM192 45H195V43L194 44H192ZM198 45V44H197ZM215 45V44H214ZM234 45V44H233ZM15 48H14V47ZM89 46V45H88ZM154 46V45H153ZM152 46V47H153ZM156 46H158V45H156ZM155 46V47H156ZM198 46H200V45H198ZM232 46V45H231ZM143 47V46H142ZM150 47V46H149ZM162 47V46H161ZM191 47V46H190ZM233 47V46H232ZM135 48V47H134ZM133 48V49H134ZM154 48V47H153ZM158 48V47H157ZM157 48H156V53H157V51L159 50V48H158V50H157ZM163 48H164V46H163ZM163 48H162V50H163ZM169 48V47H168ZM168 48L166 47V49L168 50ZM180 48H181V46H180ZM208 48V47H207ZM209 48H211V47H209ZM74 49V48H73ZM138 49V48H137ZM147 49V48H146ZM170 49V48H169ZM174 50H175V52H176V50L178 49H175V48H173ZM183 49H185V48H183ZM183 49H180V50H183ZM202 49V48H201ZM213 49H214V47H213ZM13 50H14V52H13ZM29 50H31V52L30 53H32L33 52V50L32 49H29ZM165 50V49H164ZM172 50V49H171ZM193 50V49H192ZM197 50H198V48H197ZM208 50V49H207ZM38 51V50H37ZM147 52V51H146ZM162 52V51H161ZM175 52H173L174 54H175ZM180 52V51H179ZM186 52H187V49H186ZM189 52H190V54H188V55H191L194 51H190L189 50ZM189 52H187V53H189ZM132 53V52H131ZM163 53V52H162ZM167 53H168V51H167ZM170 53V52H169ZM168 53V54H169ZM176 53H178V51L176 52ZM187 53H185V55L187 54ZM83 54V53H82ZM86 54V53H85ZM136 54V53H135ZM144 54V53H143ZM155 54V53H154ZM157 54H159V53H157ZM194 54V53H193ZM36 55V54H35ZM34 55V56H35ZM80 55V54H79ZM153 55V54H152ZM161 55V53L158 55V57ZM183 55L184 54H182V56L181 57H183ZM195 55V54H194ZM16 56V55H15ZM18 56V55H17ZM25 56V55H24ZM33 56V57H34ZM52 56V55H51ZM51 56H47L49 59H51V60H54L53 59V57H51ZM77 56V55H76ZM135 56V55H134ZM141 56V55H140ZM149 56V55H148ZM163 56V54L161 55V58H162V60H163V62H164V57H162ZM169 56H172L173 57V55H170L169 54ZM177 55H175V57H173V58H178V57H176ZM179 56H180V54H179ZM192 56V55H191ZM206 55H204V57H205ZM244 56V55H243ZM10 57H11V59H10ZM28 58H29V56H27ZM46 57V56H45ZM136 57V56H135ZM141 57H143V56H141ZM141 57H139V60L141 59L142 60V58ZM147 57V56H146ZM153 58H154V61H152V62H150V63H156V67H158V66H160L161 64H158L157 65V61H155V60H157L158 59V57H156V55H155V57H154V55L152 56ZM186 57V56H185ZM185 57H183L182 59H184ZM188 57V56H187ZM198 57H200V56H198ZM202 57V56H201ZM213 57V56H212ZM24 58V57H23ZM23 58H21L22 60H23ZM102 58L103 57H101V60H102ZM134 58V57H133ZM137 58V57H136ZM152 58V59H153ZM157 58V59H156ZM160 58V57H159ZM160 58V59H161ZM192 58H193V56H192ZM27 59V58H26ZM138 59V58H137ZM144 60H145V57L143 58ZM160 59H158V62L160 63ZM165 59H166V57H165ZM167 59H168V56H167ZM186 59H188V58H186ZM193 59H195V61H196V57L195 58H193ZM15 60V61H14ZM24 60H25V58H24ZM33 60V59H32ZM136 60V59H135ZM178 60V59H177ZM181 60V59H180ZM192 60V59H191ZM41 61V60H40ZM55 61V60H54ZM149 60L147 59L146 60V62H148ZM172 61V59L171 60H169V63ZM186 61V60H185ZM194 61V62H195ZM29 62H30V60H29ZM53 62V61H52ZM142 62H143V60H142ZM145 62V63H146ZM162 62V63H163ZM174 62V64H175V61H173ZM212 64H213V62L212 61H210ZM27 63H28V60H27ZM87 63V62H86ZM111 63V62H110ZM126 63V62H125ZM125 63H121V67H122V64H124V66H125ZM149 63V64H150ZM165 63V62H164ZM163 63V64H164ZM168 62L167 63H165V64H169ZM172 63V62H171ZM197 63V62H196ZM195 63V64H196ZM210 63V64H211ZM226 63V62H225ZM23 64V65H22ZM46 64V63H45ZM114 64V63H113ZM141 64V63H140ZM148 64V65H149ZM178 64V63H177ZM207 64V63H206ZM229 64V63H228ZM232 64H233V62H232ZM235 64V63H234ZM39 65H41V64H39ZM48 65V64H47ZM47 65H45V67L47 66ZM85 65V64H84ZM83 65V66H84ZM120 65V64H119ZM127 65V64H126ZM154 65V64H153ZM153 65L152 66H150L151 68L153 67ZM179 65V64H178ZM183 65V64H182ZM204 65V64H203ZM221 65V64H220ZM236 65L237 64H235V68H236ZM30 66H31V64H30ZM38 66V65H37ZM52 66V65H51ZM50 66V67H51ZM189 66H191V64H189ZM198 66L199 65H197V67L196 68H198ZM202 66V65H201ZM226 66V65H225ZM39 67V66H38ZM103 67H104V65H103ZM149 67V68H150ZM161 67V66H160ZM163 67H166V66H164L163 65ZM177 67H179V66H177ZM183 67H184V65H183ZM203 67V66H202ZM202 67L200 68L201 70H202ZM20 68V69H19ZM32 68V67H31ZM35 68V67H34ZM49 68V67H48ZM53 68V67H52ZM105 68V67H104ZM103 68V69H104ZM122 68H124V67H122ZM150 68V69H151ZM170 68V67H169ZM233 66H231L230 67V71L232 70L233 72H234V69H235ZM238 68V67H237ZM37 69V68H36ZM67 69V68H66ZM165 69V68H164ZM163 69V70H164ZM166 69H168V68H166ZM182 70V68L180 67V68H178L176 71H178V70ZM192 69V68H191ZM190 69V70H191ZM29 70H30V68H29ZM44 70V69H43ZM114 70V69H113ZM131 70V69H130ZM152 70V69H151ZM172 70V69H171ZM241 70H243V69H241ZM18 71H19V73H18ZM31 71L33 72V69H31ZM39 71V70H38ZM48 71L50 72L51 70L50 69H48ZM71 71V70H70ZM104 71H105V69H104ZM141 71V70H140ZM170 70H168V71H164L165 73H167V72H169ZM185 71H186V75H187V70L185 69ZM184 71V72H185ZM197 71H198V69H197ZM226 71V70H225ZM229 71V70H228ZM229 71V72H230ZM34 72H35V70H34ZM42 72V73H43ZM51 72H56V73H59V75H60V70H58V72H57V70H53L52 69V71ZM73 72V71H72ZM142 72V71H141ZM146 72V71H145ZM155 72V71H154ZM173 72L175 73V71H174V69H173ZM180 72V71H179ZM178 72V73H179ZM202 72H203V70H202ZM201 72V73H202ZM218 72H221V71H218ZM38 73V72H37ZM45 73H43V74H45ZM55 73V74H56ZM85 73V72H84ZM90 73V72H89ZM102 73V72H101ZM100 73V74H101ZM149 73V72H148ZM164 73V74H165ZM171 73V72H170ZM189 73V72H188ZM194 73V72H193ZM199 73V72H198ZM201 73H200V75H201ZM204 73V72H203ZM35 74V73H34ZM127 74V73H126ZM158 74V73H157ZM157 74H155V75H157ZM160 74H161V72H160ZM185 74V73H184ZM53 75V74H52ZM62 75V74H61ZM155 75H153L154 77H155ZM162 75V74H161ZM169 75V74H168ZM180 75V74H179ZM191 75V74H190ZM223 75V74H222ZM54 76V75H53ZM57 76H58V74H57ZM63 76V75H62ZM62 76H59V77H62ZM132 76V75H131ZM136 77H137V75H135ZM164 76V75H163ZM163 76H160V77H162V79H163ZM176 76V75H175ZM187 76H189V75H187ZM41 77H42V79H41ZM52 76H50V77H48L49 79L51 78ZM55 77H56V75H55ZM59 77H56V78H58V79H54V81L55 82H57V83H60L59 82ZM64 77V81L65 82H67L66 84L68 85V84H70V82L68 81V80H66L67 78L65 77V76H63ZM62 77V78H63ZM144 77V76H143ZM202 77H203V75H202ZM53 78V77H52ZM51 78V79H52ZM88 78H90V77H88ZM97 78V77H96ZM123 78V77H122ZM145 78V77H144ZM147 78V77H146ZM150 78V77H149ZM156 78V77H155ZM159 78V77H158ZM173 78V77H172ZM176 78V77H175ZM178 78V77H177ZM61 79V78H60ZM82 79V78H81ZM91 79V78H90ZM89 79V80H90ZM187 79V78H186ZM189 79H190V77H189ZM41 80V81H40ZM53 80V79H52ZM51 80V81H52ZM57 80V81H56ZM62 80V79H61ZM84 80V79H83ZM82 80V81H83ZM147 80V79H146ZM165 80V79H164ZM191 80H192V78H191ZM234 80V79H233ZM81 81V82H82ZM88 80H86V82H87ZM92 81V80H91ZM141 81V80H140ZM143 81V80H142ZM156 81V80H155ZM160 81H163V80H160ZM172 81V80H171ZM190 81V80H189ZM225 81V80H224ZM252 81V80H251ZM264 81V80H263ZM53 83V84H57V83ZM63 82V81H62ZM69 82V83H68ZM97 82V81H96ZM95 82V83H96ZM123 82V81H122ZM126 82V81H125ZM131 82V80L129 81V83ZM170 82V81H169ZM174 82V81H173ZM183 82V81H182ZM185 82V81H184ZM228 82V81H227ZM254 82V81H253ZM77 83V82H76ZM138 83V82H137ZM145 83H147V82H145ZM156 83H158L157 85H159V81L157 82L156 81ZM165 82H163V84H164ZM180 83V82H179ZM189 83V82H188ZM219 83H221L220 82V80H219ZM255 83V82H254ZM260 83H262V81H260ZM264 83V82H263ZM41 84V85H40ZM122 84V83H121ZM134 84V83H133ZM174 84V83H173ZM176 84V83H175ZM190 84H191V82H190ZM204 84V83H203ZM224 84H225V82H224ZM257 83H255V85H256ZM61 85V84H60ZM93 85V84H92ZM106 86L105 87H107V84H105ZM110 85V84H109ZM136 84H134V86H135ZM172 85V84H171ZM198 85V84H197ZM261 85V84H260ZM47 86V85H46ZM69 86V85H68ZM129 86V85H128ZM130 86H131V84H130ZM129 86V87H130ZM150 86V85H149ZM156 86V85H155ZM155 86H154V82H153V86H151V87H153V89H154V91H156L155 89ZM165 86V85H164ZM169 86V85H168ZM173 86V85H172ZM177 86V85H176ZM182 86H184V85H182ZM182 86H179V87H182ZM189 86V85H188ZM191 86V85H190ZM199 86V85H198ZM214 86H215V84H214ZM220 86V85H219ZM257 86V85H256ZM258 86H259V84H258ZM57 87H58V85H57ZM110 87V86H109ZM143 87V86H142ZM148 87V86H147ZM160 87V86H159ZM185 87V86H184ZM195 86H193L192 88H194ZM262 87V86H261ZM53 88H55V86L53 87ZM52 88V89H53ZM58 88H61L62 90H65L64 88H63V85H62V87H58ZM102 88H104L103 86H102ZM118 88V87H117ZM123 88V87H122ZM253 88V87H252ZM260 88V87H259ZM46 89H47V87H46ZM50 89V88H49ZM69 89V88H68ZM105 89V88H104ZM104 89H102V91L104 90ZM131 89V88H130ZM144 89V88H143ZM142 89V90H143ZM152 89V90H153ZM159 89V88H158ZM172 89V88H171ZM175 89V88H174ZM188 89V88H187ZM215 89V88H214ZM220 89V88H219ZM262 89L264 90V87H262ZM261 89V90H262ZM30 90V91H29ZM42 90V89H41ZM51 90V89H50ZM50 90H49V92H50ZM55 90V89H54ZM59 89H56L55 90V92L56 91H58ZM61 90V91H62ZM77 90H79L78 88H77ZM98 90V89H97ZM134 90V89H133ZM137 90V89H136ZM140 90V89H139ZM184 90V89H183ZM183 90H181V91H183ZM36 91V92H37ZM47 91V90H46ZM61 91H59V93L61 94ZM67 91V90H66ZM80 91V90H79ZM94 91V90H93ZM107 91V89L105 90V92ZM109 91V90H108ZM113 91H115V90H113ZM113 91H112V95L114 96V94L116 95V93H113ZM176 91V90H175ZM180 91V92H181ZM193 89H192V92H191V94H190V96H188V97H190L191 99H192V101H193V98H192V93H193ZM197 91H198V89H197ZM220 91V90H219ZM257 91V90H256ZM116 92H118V91H116ZM121 92V91H120ZM148 92V91H147ZM152 92V91H151ZM147 93V94H150V95H152V93ZM172 92V91H171ZM190 92V91H189ZM196 92V91H195ZM260 92V91H259ZM261 92H263V91H261ZM45 93V92H44ZM53 93L54 92H52V93H50V94H52V95H50V94H46V96L47 97H49V95L51 96L50 98H52V100L54 99L53 97ZM64 93V92H63ZM82 93V92H81ZM85 93V92H84ZM99 93V92H98ZM101 93V92H100ZM108 93V92H107ZM132 93V92H131ZM141 93V92H140ZM158 93V92H157ZM160 93H161V91H160ZM163 93V92H162ZM165 93V92H164ZM178 93H179V91H178ZM187 93V92H186ZM57 94H58V92H57ZM86 94H87V92H86ZM102 94V93H101ZM120 94V93H119ZM119 94H117L118 95V97H121V94L119 95ZM126 94V93H125ZM153 94H155V92L153 93ZM169 94H170V92H169ZM172 94V93H171ZM181 94V93H180ZM258 94V93H257ZM55 95V94H54ZM98 95V94H97ZM116 95V96H117ZM140 95V94H139ZM163 95V94H162ZM178 95V94H177ZM187 95V94H186ZM261 95V94H260ZM35 96V97H34ZM43 96V95H42ZM53 96V97H52ZM58 96H59V94H58ZM58 96H56V99L58 98ZM93 96V95H92ZM91 96V97H92ZM104 95H100V96H98V98H96L95 99V104H97V102H98V105H99V97L100 98H102ZM106 97H110V95H105ZM104 96V97H105ZM142 96V95H141ZM153 96V95H152ZM151 96V99L153 100V97ZM176 96V95H175ZM180 96H182V95H180ZM259 96V95H258ZM64 97H66V93H65V95H64ZM70 97V96H69ZM85 97V96H84ZM90 97V96H89ZM94 97V96H93ZM92 97V99H94ZM103 97V98H104ZM123 97V96H122ZM121 97V98H122ZM128 97V96H127ZM155 97H158V96H155ZM154 97V98H155ZM168 97V96H167ZM213 97V96H212ZM263 97H264V95H263ZM262 97V98H263ZM68 98V97H67ZM103 98H102V100H103ZM110 98H112V97H110ZM109 98V101H111L112 100V105H113V103L117 100V99H119V98H115L116 100L113 102V100H114V98L113 99H110ZM120 98V99H121ZM143 98V97H142ZM144 98H145V96H144ZM150 98V97H149ZM161 98H163V97H161ZM172 98V97H171ZM186 98H187V96H186ZM186 98H184V99H186ZM201 98V97H200ZM83 99V98H82ZM87 99V98H86ZM86 99L84 100H82V103H83V101H84V103H85V101H86ZM89 99V98H88ZM119 99V100H120ZM151 99L148 101V100H146V102L148 103V102H150L151 101ZM156 99V98H155ZM155 99L153 100V101H155ZM183 99V100H184ZM191 99H189V100H191ZM260 99V98H259ZM52 100H51V102H52ZM106 100V99H105ZM118 100V101H119ZM188 100V99H187ZM186 100V101H187ZM200 100V99H199ZM256 100H258V99H256ZM261 100V99H260ZM49 101V99H47V102ZM56 101V100H55ZM54 101V102H55ZM89 101V103L88 102H86L87 103V105L89 104H91L90 102L92 101L91 99L90 100H88ZM104 101V100H103ZM107 101H108V99H107ZM136 101V100H135ZM156 101H158V100H156ZM179 101H181L180 100V98H179ZM186 101H185V103H186ZM198 101V100H197ZM210 101V100H209ZM253 101H255V100H253ZM263 101H264V99H263ZM117 102V101H116ZM146 102L144 103L145 105H146ZM202 102V101H201ZM85 103V104H86ZM104 103V102H103ZM107 102L105 101V103L104 104H106ZM110 104H111V102H109ZM133 103H135V105L138 103L139 105L140 104H143V103H141V102H133ZM151 103V102H150ZM149 103V104H150ZM154 103V102H153ZM193 103H194V101H193ZM211 103V102H210ZM214 103H216V102H214ZM252 103V102H251ZM258 103H260V102H258ZM94 104V106H96ZM108 104V103H107ZM115 104V103H114ZM169 104V103H168ZM182 104V103H181ZM189 104V103H188ZM202 104V103H201ZM86 105V106H87ZM97 105V106H98ZM134 105V104H133ZM134 105V106H135ZM185 105V104H184ZM213 105V104H212ZM100 106L102 107V104H100ZM111 106V105H110ZM110 106H107V108L108 107H110ZM137 106V105H136ZM186 106V105H185ZM195 106V105H194ZM209 106V105H208ZM254 106V105H253ZM258 106V105H257ZM256 106V107H257ZM171 107V106H170ZM175 107V106H174ZM202 107V106H201ZM259 107V106H258ZM263 107H264V103H263ZM34 108H36L35 110H34ZM94 108V107H93ZM103 108H105V106L103 107ZM103 108H101V109H103ZM139 108V107H138ZM138 108H137V110H135V111H133V114L136 112V111H138ZM162 108V107H161ZM199 108V107H198ZM260 108V107H259ZM258 108V109H259ZM79 109V108H78ZM100 109V108H99ZM101 109L100 110H98L100 113L101 112H104V111H101ZM106 109V108H105ZM148 109V108H147ZM180 109V108H179ZM183 110H184V108H182ZM186 109V108H185ZM224 109V108H223ZM252 109V108H251ZM83 110H85V108H83ZM104 110V109H103ZM107 110V109H106ZM108 110H109V108H108ZM107 110V111H108ZM146 110V109H145ZM167 110V109H166ZM172 110H174V108L172 109ZM199 110V109H198ZM208 110V109H207ZM210 110V109H209ZM215 110V109H214ZM245 110H247V109H245ZM97 111V108H96V110H95V112ZM107 111L106 112H104V113H107ZM176 111V110H175ZM175 111H174V113H175ZM179 113L180 112H182L181 110L179 111V110H177ZM189 111H191V110H189ZM197 111V110H196ZM203 111V110H202ZM263 111V110H262ZM83 112V111H82ZM87 112H89V115H90V113H91V115H90V118H93V117H96V114L94 113V115H92V110H90V111H87ZM211 112V111H210ZM217 112V111H216ZM259 112H260V110H259ZM48 113V112H47ZM97 113V112H96ZM153 113V112H152ZM161 113H162V111H161ZM160 113V114H161ZM172 113H173V111H172ZM206 113H208V111L207 112H205V113H203L204 115V118H205V115H206ZM212 114L211 115H213V112H211ZM219 113H220V111H219ZM218 113V114H219ZM264 113V112H263ZM97 114H99V113H97ZM130 114H132V113H130ZM129 114V115H130ZM136 114H137V112H136ZM135 114V115H136ZM141 114V113H140ZM143 114H145V113H143ZM164 114H166V113H164ZM176 114V113H175ZM174 114V115H175ZM184 114V113H183ZM182 114V115H183ZM190 114V113H189ZM197 114V113H196ZM80 115V114H79ZM101 115H103L102 113H101ZM101 115H99L98 117H100L101 118ZM105 115V114H104ZM103 115V116H104ZM135 115H132V117L131 118H133ZM157 115V114H156ZM210 115V116H211ZM220 115H222V113L220 114ZM225 115H226V113H225ZM254 115V114H253ZM264 115V114H263ZM263 115H261L262 116V118L264 119V117H263ZM93 116V117H92ZM137 116V115H136ZM145 116V115H144ZM177 116H178V119L180 118L181 119V117H179V115L177 114ZM180 116H181V114H180ZM241 116V115H240ZM261 116H260V120H261ZM164 117V116H163ZM172 117H173V114H172ZM219 117V116H218ZM238 117V116H237ZM236 117V118H237ZM254 117V116H253ZM74 118V117H73ZM137 118V117H136ZM135 117H134V120H137L138 121V119L139 118H137L136 119ZM145 118V117H144ZM148 118V117H147ZM183 118V117H182ZM190 118V117H189ZM213 118V117H212ZM212 118H210L209 117V119H210V121L212 120ZM223 118V117H222ZM236 118H234V119H236ZM151 119V118H150ZM201 119H202V116L200 117V122H201ZM206 119V118H205ZM252 119V118H251ZM263 119H262V121L261 122H263ZM29 120V119H28ZM130 121H131V119H129ZM134 120H132L134 123L136 122V121H134ZM140 120V119H139ZM165 120H167V119H165ZM187 120H188V118H187ZM194 120H196V119H194ZM218 120V119H217ZM216 120V121H217ZM243 120V119H242ZM256 119H254V121H255ZM260 120H258V121H260ZM152 122H153V120H151ZM173 121H174V118H173ZM183 121V120H182ZM191 121H193V120H191ZM235 121V124L236 125H238L236 122H237V120H234ZM257 121V122H258ZM172 122V121H171ZM175 122V121H174ZM177 122V121H176ZM179 122V121H178ZM187 122V121H186ZM247 122V121H246ZM250 122H252V120L250 121ZM257 122H252L251 124L250 123H248V124H250V125H255V126H257L258 124H261V122H259L258 124H257ZM238 123L240 124V122L238 121ZM256 123V124H255ZM264 123V122H263ZM160 124V123H159ZM172 124V123H171ZM197 125V124H196ZM242 125H243V123H242ZM242 125H239V126H242ZM244 125H245V123H244ZM8 126H9V124H8ZM162 126V125H161ZM262 126V125H261ZM7 127V126H6ZM10 127V128H11ZM50 127V126H49ZM124 129L125 130H127L126 128V126L124 125ZM179 127V126H178ZM183 127V126H182ZM195 128H196V126H194ZM194 127H192L191 128V130H189V131H192V129H195ZM250 127V126H249ZM252 127V126H251ZM2 128H4V129H2ZM28 128V127H27ZM149 127H147V129H148ZM171 128H173V127H171ZM190 128V127H189ZM188 128V129H189ZM245 128V127H244ZM256 128V127H255ZM142 129V128H141ZM140 129V130H141ZM150 129V128H149ZM178 129V128H177ZM181 128H179V130H180ZM220 129H222L221 127H220ZM229 129V128H228ZM234 129H237V128H234ZM250 129V128H249ZM47 130V129H46ZM128 130H129V128H128ZM168 130V129H167ZM93 131V130H92ZM142 131V130H141ZM177 131V130H176ZM181 131H182V129H181ZM189 131L187 130V132H188V134H189ZM194 131V130H193ZM192 131V132H193ZM234 131V130H233ZM48 132V131H47ZM143 132V131H142ZM141 132V133H142ZM146 132V131H145ZM144 132V133H145ZM178 132V131H177ZM183 132V131H182ZM192 132H190V133H192ZM194 132H196V130L194 131ZM206 133L208 132V131H205ZM2 133H4V132H1L0 134H2ZM51 131L50 132H48L47 134H43V136L45 137V139H47V138H50L52 135H51ZM149 133V132H148ZM184 133V132H183ZM183 133H181L180 135L181 136H183V137H185V135H183ZM234 133V132H233ZM245 133V132H244ZM6 134V133H5ZM31 134H32V132H31ZM179 134V133H178ZM185 134V133H184ZM49 135H51V136H49ZM190 135V134H189ZM232 135V134H231ZM245 135V134H244ZM23 136H25V135H23ZM29 136V135H28ZM177 137H179L178 135H176ZM175 136V137H176ZM180 136V137H181ZM246 136V138L247 139H251V140H253L254 142H255V144L256 143H258L259 142V140L260 139H263L264 140V127L262 128V130L260 131V132H257V131H253V132H250V133H248V134H246L245 135ZM17 137V136H16ZM22 137V136H21ZM207 136H205V138H206ZM232 137V138H231ZM42 138V137H41ZM146 138V137H145ZM152 138V137H151ZM187 138H191L190 136H188L187 135ZM221 138V137H220ZM219 138V139H220ZM240 140L238 137H235L234 135L233 136H230V140L233 142H236L237 140ZM174 139V138H173ZM183 139V138H182ZM212 139V138H211ZM219 139H217V141L219 140ZM223 139V138H222ZM227 138L225 137V140H226ZM233 139H235V140H233ZM48 140V139H47ZM176 140V139H175ZM181 140V139H180ZM183 140H185V139H183ZM187 140V139H186ZM221 140V139H220ZM224 140V141H225ZM262 140V143L264 142ZM167 141H169V143H171L170 142V140H167ZM172 141V140H171ZM179 140H176L175 142H173L172 141V143H175V144H178V143H180L181 141H179ZM189 141V140H188ZM213 141H216V137H215V140H212V143H213ZM165 142V141H164ZM178 142V143H177ZM183 142V141H182ZM211 142V141H210ZM229 142V141H228ZM261 142V141H260ZM185 143V142H184ZM205 143V142H204ZM163 144H165V143H163ZM182 144V143H181ZM208 144V143H207ZM209 144H211V143H209ZM214 144H215V142H214ZM240 144V143H239ZM238 144V145H239ZM253 145L252 143H251V145H252V148L256 151L257 150V148L258 147H256V145ZM5 145V144H4ZM169 145V144H168ZM168 145L166 144V146L168 147ZM173 145V144H172ZM184 147H185V145L184 144H182ZM181 145V146H182ZM199 145V144H198ZM225 145H227V144H225ZM230 143H229V147H230ZM241 145V144H240ZM251 145H250V147H251ZM258 145H260V143L258 144ZM159 146V145H158ZM163 146V145H162ZM165 146V147H166ZM202 146V145H201ZM235 146V144L233 145V147ZM245 146V145H244ZM244 146H242L241 148L243 149V147ZM254 146V147H253ZM111 147V146H110ZM152 147V146H151ZM150 147V148H151ZM190 148H191V146H189ZM188 147V148H189ZM194 147V146H193ZM222 147V146H221ZM226 147V146H225ZM228 147V148H229ZM231 147H232V145H231ZM245 147H247V145L245 146ZM244 147V148H245ZM263 147H264V143H263ZM3 148V147H2ZM112 148V147H111ZM186 148V147H185ZM211 148V147H210ZM251 148V149H252ZM262 147H261V145H260V148H259V150L258 151H260V150H262L261 151V153H259L258 151H256L257 153L256 154H260V156H258L259 157V159L258 160H260V157H261V154H262V152H263V150L264 149H261ZM178 149H180V147H178ZM177 149V150H178ZM214 150H215V148H213ZM221 149V148H220ZM224 148H222L221 149V151L223 150ZM237 148H235V150H236ZM242 149H240V150H242ZM130 150V149H129ZM138 150V149H137ZM146 150H148V149H146ZM183 150H184V148H183ZM193 150V149H192ZM211 150H212V148H211ZM210 150V151H211ZM225 150V149H224ZM228 150V151H227ZM229 150H231V149H227L226 148V152H229V154H230V152L232 151V150H234V149H232L231 151H229ZM239 150V151H240ZM244 151H240V153L241 154H243V152H246V153H248L247 151H248V149H243ZM247 150V151H246ZM141 151V150H140ZM143 151V150H142ZM191 151V150H190ZM219 151V150H218ZM236 151H238V149L236 150ZM236 151H233V153L234 152H236ZM238 151V152H239ZM250 151H253V150H250ZM107 152V151H106ZM130 152H132V151H130ZM139 152V151H138ZM188 152H189V150H188ZM193 152V151H192ZM212 152V151H211ZM174 153V152H173ZM198 153V152H197ZM213 153H214V151H213ZM220 153V152H219ZM239 153V154H240ZM246 153H244L243 154V156L246 154ZM253 153V155H254V152H252ZM251 152H250V154H248V157H249V155H251L252 154ZM34 154H36V153H34ZM116 154H117V152H116ZM115 154V155H116ZM136 154V153H135ZM207 154V153H206ZM215 154V153H214ZM237 154V155H236ZM235 155H230L229 157L227 156L226 158H230L229 160H233L234 162H235V160H236V162L238 161V157L240 156L238 153H236ZM17 155V154H16ZM44 155V154H43ZM123 155V154H122ZM133 155V154H132ZM191 155V154H190ZM213 155V154H212ZM239 155V156H238ZM262 155H264V154H262ZM91 156V155H90ZM89 156V157H90ZM192 156H194V155H192ZM204 156V155H203ZM206 157L208 156H210V155H205ZM205 156H204V158H205ZM214 156V155H213ZM220 156V155H219ZM236 156H238L237 157V159H235L234 157H236ZM242 156V157H243ZM92 157V156H91ZM90 157V158H91ZM208 157L207 158H205V159H207L208 160ZM245 157H247V156H245ZM38 158V157H37ZM119 158V157H118ZM123 158V157H122ZM121 158V159H122ZM153 158V157H152ZM185 158V157H184ZM202 158V157H201ZM214 159H215V157H213ZM222 158V157H221ZM225 158V161L227 160ZM235 160H234V159ZM262 158V157H261ZM264 158V157H263ZM179 159H181V158H179ZM183 159V158H182ZM193 159H194V157H193ZM203 159V158H202ZM214 159H211L210 158V160H214ZM35 160V159H34ZM90 160V159H89ZM88 160V161H89ZM102 160V159H101ZM109 160V159H108ZM158 160V159H157ZM160 160V159H159ZM162 160V159H161ZM187 160H189L188 158H187ZM229 160H227V161H229ZM249 160V158L247 159V161ZM258 160H256V164H257V161ZM263 159H261V161H262ZM47 161V160H46ZM91 161V160H90ZM163 161V160H162ZM179 161V160H178ZM190 161L192 162V164H193V162H195V160H191L190 159ZM189 161V162H190ZM200 161V160H199ZM209 161V160H208ZM224 161V160H223ZM241 161V160H240ZM239 161V162H240ZM252 162H254L255 163V160H251ZM261 161H258V164H259V162H261ZM37 162V161H36ZM35 162V163H36ZM72 162V161H71ZM100 162V161H99ZM102 162V161H101ZM142 162H143V160H142ZM141 162V163H142ZM155 162V161H154ZM201 162V161H200ZM205 161H203V163H204ZM209 162H211V161H209ZM70 163V162H69ZM68 163V164H69ZM88 164H89V162H87ZM91 163V162H90ZM103 163H104V160H103ZM115 163H117V162H115ZM124 163V162H123ZM156 163V162H155ZM159 163V162H158ZM169 163V162H168ZM171 163V162H170ZM197 163V162H196ZM196 163H194V164H196ZM208 163V162H207ZM261 163H263V162H261ZM85 164V163H84ZM93 164H94V162H93ZM102 164V163H101ZM124 164H126V163H124ZM154 164V163H153ZM178 164V163H177ZM192 164H190V165H188V166H190L191 167V165ZM198 164L199 165H201V163H199L198 162ZM197 164V165H198ZM242 164V163H241ZM249 164V163H248ZM255 164V165H256ZM86 165V164H85ZM108 165V164H107ZM117 165H118V163H117ZM166 165H167V163H166ZM170 165H172V167H173V164H170ZM169 165V167H171ZM183 165H185V167H187L186 166V164L184 163ZM261 164H259V166H260ZM39 166V165H38ZM37 166V167H38ZM44 166V165H43ZM68 166V165H67ZM95 166V165H94ZM111 166V165H110ZM113 166V165H112ZM174 166H175V164H174ZM178 166V165H177ZM179 166H182V165H179ZM178 166V168H180ZM196 166V165H195ZM203 166V165H202ZM225 166V165H224ZM242 166V165H241ZM258 166V165H257ZM259 166H258V168H259ZM262 166V167H261ZM260 167L262 168V170H261V168L260 169H258L259 171H260V173H256V170H255V173L256 174H260L257 178L258 179H260L259 177H261L262 176V182L260 181H256V182H259V183H261L260 185H262V187L263 188H261L262 189V192H261V189L259 188V190H260V192H259V195H260V197H257L258 198V202H255L254 203V201H257V200H255L256 198V196L255 195H257L256 194V191L258 192V190H255V194H253V192L254 191H251V189H250V192H252V194H248V193H250V192H248L246 195H247V198L249 199V204L251 205V206H253L254 207V205H255V207H256V205H257V207H256V209H255V207L252 209V210H256L254 213L252 212V210L251 209H249V208H251L250 207V205L248 204V202L246 203V202H244L245 204H248V205H243V206H245V207H242L243 209H244V212H245V210H246V207L248 206V208H247V210H246V214H245V216H243V220L245 219V222H240V223H243L242 225V229L244 230V233H242V236H243V238H242V236H241V234L239 235V236H237V237H241V238H239V240L240 239H242L241 240V242H240V244H239V240H238V238H237V240H238V247H236L237 245H235L233 248H235L236 247V251L238 250L239 251V255L237 256V255H235L236 254V251H234L233 250V252H235V254H233L232 252H230L231 254H227L228 253V251H227V259H225L226 257H224L223 259L226 261V262H224V264H241V263H243V261H244V258L245 259H247V255L249 254V255H252L251 253L253 252V254H255L254 253V251H253V248L255 247L256 248V246L258 245H262V244H264V163H263V165H261ZM86 167H88V165L86 166ZM101 167V166H100ZM148 167V166H147ZM167 167V166H166ZM171 167V168H172ZM193 167H194V165H193ZM0 168H1V165H0ZM64 168V167H63ZM82 168V167H81ZM80 168V169H81ZM104 168H105V165H104ZM104 168H102V169H104ZM149 168V167H148ZM157 168V167H156ZM177 168V167H176ZM195 168V167H194ZM203 168H205V166L203 167ZM212 168V167H211ZM222 168H224L223 166H222ZM66 169H68V167H66ZM79 169V170H80ZM114 169V168H113ZM160 169V168H159ZM175 169V168H174ZM190 169H192V168H189V170ZM201 168H199L198 170H200ZM207 169V170H206ZM218 169V168H217ZM5 170V169H4ZM3 169H1V172L3 171L4 172V174H6V172L4 171ZM60 170H61V168H60ZM71 170H72V172H77V170L75 169V171H73V169H70V171H69V173L71 172ZM87 170V169H86ZM95 170V169H94ZM100 170V169H99ZM106 170V169H105ZM164 170V169H163ZM167 170V169H166ZM173 170V169H172ZM186 170V169H185ZM185 170H183V171H185ZM194 170H197V169H194ZM197 170V171H198ZM205 170L206 171H209L208 170V168H205ZM213 170V169H212ZM215 170V169H214ZM47 171V170H46ZM56 171V170H55ZM58 171V170H57ZM56 171V172H57ZM82 171V170H81ZM92 171V170H91ZM153 171V170H152ZM168 171V170H167ZM180 171H182V169L180 170ZM197 171H195V172H197ZM201 171V170H200ZM259 171H257V172H259ZM261 171H262V175H261ZM9 172V171H8ZM54 172V171H53ZM63 172V171H62ZM79 172V171H78ZM85 172V171H84ZM94 172V171H93ZM92 172V173H93ZM96 172V171H95ZM100 173H101V171H99ZM115 172V171H114ZM120 172V171H119ZM123 172V171H122ZM142 172V171H141ZM191 172V171H190ZM192 172L194 173V171H193V169H192ZM210 172H212L211 170H210ZM209 172V173H210ZM214 172H216V171H214ZM59 173H61V171L59 172ZM66 173V172H65ZM86 173V172H85ZM104 173V172H103ZM106 173V172H105ZM110 173V172H109ZM163 173V172H162ZM170 173V172H169ZM193 173H189V174H193ZM208 172H206V173H196L197 174V176H196V174H194V176L196 177V179L197 178H199V183H198V188L200 187V189H201V191H200V189L198 190V188H196V186H194L195 188H196V190H197V192H196V190H194V189H192L193 187H191V189L192 190H194V192L193 193H195V194H201L202 195V193L204 194L203 195V197L205 198V200H204V202H206V203H204L205 205H204V207H202V208H200V207H195L196 205H199V204H197V202L199 203V201H197L196 203H195V201H196V199L198 198H196V196L195 197H191L190 195H193V194H190L189 195V190L187 191V189L189 188V186L188 185H191V184H185L184 183V181H186V180H184V181H181L182 183H184L182 186H183V189L181 188V185H179V183H181L180 182V180L179 179H177L179 176H181L180 175V173H179V176H175L176 177V179L177 180H179V183L177 184L178 185V187L180 186V188L182 189H180L179 191H177V189L178 188H176V191H177V193H179L178 194V196L177 197H179L180 199H178L177 197L175 198V199H177L178 201L177 202H179V203H177L176 202V200H175V202L177 203H174V198H173V196H171V195H174V193H171V195H170V197H169V199H168V202H167V204H166V206L167 207H164V206H159L158 204H156L157 206H159L160 207V209H162V210H160L159 209V211L157 212V217L159 218V224L157 225H154L153 223H151V224H153L152 225V228H151V226H149V228H151V230H147L145 227V229L149 232V234H147L146 236H148L147 238L148 239H150V240H148L147 239V241H149L150 243L148 244V242H146V240H141L142 241V244H141V242L139 243V245H136V243L135 244H131V245H129V246H131V247H129V249L127 250V252L125 253V254H123V256H125V258L124 259H122L121 261H119V259H117V257H116V259H114L115 257L114 256H111V258H113V260H114V262H115V264H120L123 260H125V262L123 263L122 262V264H149V263H153V262H155L154 264H181L180 262V260H183V258H184V256H183V254H182V256H183V258L181 257V255H179V252L181 251V253L183 252V250L185 251V249H186V247L187 246H189V244H191V245H193V243H189L188 245L187 244H185L184 242H182L181 241V238H182V236H185L186 237V233H185V231H184V235H183V233L182 234H180V235H182L181 237L178 235V233H180V231L181 232H183L182 231V227L181 226H183L184 228H185V226L187 225L188 227H190V225L193 223H195V222H199L198 224H200L199 226L201 227V229L200 230H202V229H204V231H206L205 230V228H206V225H208V224H206V223H209V221L208 222H206L207 220H208V217H209V215L211 214V208L213 207H215V209H213L212 208V210H216V206L218 205H216V204H214V202H218V200L219 199H217L218 198V194H221V192H223V191H221V192H219L220 190H215V187L218 185V180H217V184H216V179H217V177H215L216 179H213L214 177H212V176H210V174H209ZM3 174V175H4ZM20 174V173H19ZM41 174V173H40ZM57 174V173H56ZM82 174V173H81ZM89 174V173H88ZM91 174V173H90ZM98 175H99V173H97ZM96 173H95V175H97ZM112 174V173H111ZM114 174V173H113ZM160 174V173H159ZM158 174V175H159ZM165 174V173H164ZM166 174L168 175V173L166 172ZM171 174V173H170ZM173 174H175V173H173L172 172V175ZM184 174H186V176L188 175L187 173H185L184 172ZM212 174H213V172H212ZM218 174V173H217ZM256 174L254 175V176H256ZM13 177H12V176ZM37 175V174H36ZM63 175H64V173H63ZM135 175H137V174H135ZM215 175H216V173H215ZM47 176V175H46ZM45 176V177H46ZM66 176V175H65ZM78 176H81L80 174H78ZM101 176V175H100ZM103 176V175H102ZM101 176V177H102ZM104 176H105V174H104ZM127 176V175H126ZM125 176V177H126ZM140 176V175H139ZM164 176V175H163ZM166 176V175H165ZM185 176V177H186ZM192 175H190V177H191ZM193 176V177H194ZM214 176V175H213ZM236 176V175H235ZM72 177V176H71ZM90 177H91V175H90ZM89 177V178H90ZM93 177H94V175H93ZM100 177V178H101ZM122 177V176H121ZM173 177V176H172ZM193 177H192V179H193ZM195 177H194V179H195ZM249 177V176H248ZM2 178V177H1ZM11 179V178H14V175L13 174H10V172H9V174H8V176H7V181H8V179ZM61 178V177H60ZM63 178V177H62ZM73 178H74V176H73ZM81 178H82V176H81ZM87 178V176L85 177V179H87L88 180V182H90V179L92 180V178ZM127 178V177H126ZM132 178V177H131ZM152 178V177H151ZM156 178H157V176H156ZM168 178H169V176H168ZM181 178V177H180ZM189 178V177H188ZM187 178V179H188ZM257 178H255V179H257ZM56 179V178H55ZM70 179V178H69ZM75 179H78V178H76L75 177ZM95 179V178H94ZM96 179H99V178H97V176H96ZM124 179V178H123ZM161 179H162V175H161ZM160 179V180H161ZM164 179H165V177H164ZM163 179V180H164ZM231 179V178H230ZM4 180V179H3ZM24 180H25V177H24ZM59 180V179H58ZM58 180H57V182H58ZM67 180V179H66ZM73 180V179H72ZM82 180V179H81ZM102 180H103V178H102ZM119 180V179H118ZM159 180V179H158ZM171 180V179H170ZM190 180V179H189ZM249 180H251V178L250 179H248V182H249ZM2 181V180H1ZM6 181V182H7ZM18 181V180H17ZM43 181V180H42ZM64 181V180H63ZM62 180H61V183L63 182ZM68 181V180H67ZM94 181V180H93ZM109 181V180H108ZM148 181V180H147ZM165 181V180H164ZM176 181V180H175ZM188 181V180H187ZM187 181H186V183H187ZM222 181V180H221ZM253 181H255V180H253ZM20 182V181H19ZM18 182V183H19ZM30 181H28V183H29ZM73 182H75L74 180H73ZM83 182V181H82ZM81 182V183H82ZM85 182V181H84ZM87 182V183H88ZM96 182V181H95ZM101 183H102V181H100ZM119 182V181H118ZM240 183H241V181H239ZM15 183H16V181H15ZM49 183V182H48ZM51 183V182H50ZM55 183V182H54ZM54 183H53V185H54ZM77 183V182H76ZM76 183H73L74 185L76 184ZM79 183V182H78ZM100 183V184H101ZM150 183H151V181H150ZM165 183V182H164ZM171 183V182H170ZM181 183V184H182ZM189 183V182H188ZM253 183V182H252ZM67 184V183H66ZM71 185H72V182L70 183ZM80 184V183H79ZM79 184H78V186H79ZM85 184H86V182H85ZM99 184V183H98ZM99 184V185H100ZM112 184V183H111ZM110 184V185H111ZM116 184V183H115ZM146 184H147V182H146ZM173 184H174V182H173ZM172 184V187L174 186ZM176 184V183H175ZM197 183H196V181H195V185H196ZM254 184V183H253ZM16 185V184H15ZM26 185H27V182H26ZM36 185V184H35ZM70 185V186H71ZM77 185V184H76ZM81 185V184H80ZM84 185V184H83ZM102 185V184H101ZM122 185V184H121ZM127 185V184H126ZM131 185H133V183L131 184ZM150 185V184H149ZM159 185V184H158ZM170 185V184H169ZM177 185H175L174 186V190H175V187L177 186ZM188 186V187H186V186ZM193 185V184H192ZM242 185V184H241ZM254 185H257V183H255ZM259 185V186H260ZM48 186V185H47ZM68 186V185H67ZM69 186V187H70ZM73 186V185H72ZM93 186V185H92ZM117 186V185H116ZM139 186V185H138ZM163 186V185H162ZM166 186H168V183H166ZM224 186V185H223ZM226 186V185H225ZM245 186V185H244ZM20 187H22V186H20ZM33 187H35V186H33ZM50 187H51V185H50ZM64 187H65V185H64ZM119 187H120V189H121V186H120V184H119ZM171 187V188H172ZM243 187V186H242ZM246 187V186H245ZM251 188L253 187V186H250ZM256 187V188H257ZM36 188V187H35ZM60 188V187H59ZM73 188V187H72ZM81 188H82V186H81ZM84 188V187H83ZM97 188V187H96ZM127 188V187H126ZM149 188V187H148ZM162 188V187H161ZM169 188V187H168ZM184 188L186 189V191L184 190ZM218 188H220L219 186H218ZM239 188V187H238ZM237 188V189H238ZM247 188V187H246ZM254 189H255V187H253ZM257 188V189H258ZM64 188H62V190H63ZM114 189V188H113ZM166 189H167V187H166ZM190 189V188H189ZM217 189V188H216ZM245 189V188H244ZM34 190V189H33ZM54 190V189H53ZM52 190V191H53ZM61 190V191H62ZM103 190V189H102ZM119 190V189H118ZM141 190V189H140ZM147 190H149V189H147ZM165 190V189H164ZM217 191V198H216V196H215V198H216V200L217 201H214V198L211 196V195H213V193H214V191ZM253 190V189H252ZM50 191V190H49ZM73 191H74V189H73ZM72 191V192H73ZM78 191H80V190H78ZM109 191V190H108ZM129 191V190H128ZM131 191H132V189H131ZM155 191V190H154ZM182 191V192H181ZM198 191H200V192H202V193H199ZM246 191V190H245ZM70 192V191H69ZM86 192V191H85ZM110 192V191H109ZM120 192V191H119ZM136 192V191H135ZM143 192V191H142ZM149 192V191H148ZM159 192V191H158ZM173 192V191H172ZM175 192V191H174ZM213 192V193H212ZM34 193V192H33ZM49 193V192H48ZM63 193V192H62ZM139 193V192H138ZM176 193V192H175ZM177 193L175 194V195H177ZM190 193H191V191H190ZM216 193V192H215ZM60 194V193H59ZM65 194V193H64ZM68 194V193H67ZM72 194H74V193H72ZM79 194V193H78ZM98 194H99V192H98ZM127 194V193H126ZM143 194V193H142ZM148 194V193H147ZM154 194V193H153ZM43 195H44V193H43ZM76 195V194H75ZM114 195V194H113ZM120 195V194H119ZM125 195V194H124ZM157 195V194H156ZM158 195H160V194H158ZM165 195V194H164ZM174 195V196H175ZM187 195H189L190 196V199H188V196ZM197 195V196H198ZM200 195V196H201ZM224 195V194H223ZM223 195H221V197L220 198H223L222 196ZM229 195V194H228ZM249 195H251L252 196V198H253V203H254V205H253V203L252 202H250L252 199H250V197H248ZM254 195V196H253ZM39 196H40V194H39ZM38 196V197H39ZM46 196V195H45ZM58 196V195H57ZM60 196H61V194H60ZM72 196H74V195H72ZM128 196V195H127ZM126 196V197H127ZM187 196V197H186ZM258 196V195H257ZM42 197V196H41ZM104 197V196H103ZM108 197V196H107ZM145 197V196H144ZM167 197V196H166ZM202 197V198H203ZM226 197V196H225ZM232 197V196H231ZM246 197V196H245ZM48 198H49V196H48ZM54 198V197H53ZM75 198V197H74ZM120 198V197H119ZM194 198H196L195 200H194V203L196 204H194V203H191L190 202V200H192V199H194ZM213 198V199H212ZM227 198V197H226ZM25 199V198H24ZM43 199V198H42ZM55 199V198H54ZM59 199H60V197H59ZM62 199V198H61ZM76 199V198H75ZM88 199V198H87ZM91 199V198H90ZM143 199V198H142ZM157 199H158V196H157ZM156 199V200H157ZM183 199H185L184 200V204L183 205H187V206H189L190 207V209L187 211L186 210V208H187V206H184L183 207V205H182V208L186 211H184L180 206V204L183 202ZM186 199L188 200L187 201V204H185L186 203ZM247 199V200H248ZM40 200V199H39ZM56 200V199H55ZM68 200V199H67ZM73 200V199H72ZM77 200H78V197H77ZM105 200H107V199H105ZM123 200V199H122ZM125 200V199H124ZM124 200H123V202H124ZM127 200V199H126ZM200 200V199H199ZM221 200V199H220ZM246 200V198L243 200V201H245ZM58 201V200H57ZM63 201H65V200H63ZM70 202H71V200H69ZM96 201V200H95ZM113 201V200H112ZM130 201V200H129ZM140 201V200H139ZM144 201H145V199H144ZM143 201V202H144ZM154 201H155V199H154ZM182 201V202H181ZM230 201V200H229ZM14 202V201H13ZM52 202H53V200H52ZM69 202V203H70ZM75 202V201H74ZM79 202V201H78ZM108 202V201H107ZM109 202H110V200H109ZM108 202V203H109ZM122 202V203H123ZM181 202V203H180ZM193 202V201H192ZM201 202V201H200ZM220 202V201H219ZM66 203H67V201H66ZM72 203V202H71ZM89 203V202H88ZM98 203V202H97ZM112 203V202H111ZM113 203H115V202H113ZM113 203H112V206H113ZM118 203V202H117ZM125 203V202H124ZM147 203V202H146ZM157 203H158V200H157ZM160 203V202H159ZM203 203H202V205H200V206H203ZM229 203V202H228ZM257 203V204H256ZM60 204V203H59ZM92 204V203H91ZM104 204V203H103ZM107 204V203H106ZM120 204V203H119ZM127 204H129L128 202H127ZM135 204V203H134ZM148 205H149V203H147ZM153 204V203H152ZM151 204V205H152ZM161 204H162V202H161ZM164 204V203H163ZM192 204H194V205H192ZM214 204V205H213ZM231 204V203H230ZM236 204V203H235ZM12 205V204H11ZM17 205V204H16ZM69 205V204H68ZM110 205V204H109ZM140 205V204H139ZM177 205H179V207L177 206ZM191 205H192V207H191ZM221 205V204H220ZM237 205V204H236ZM89 206V205H88ZM108 206V205H107ZM125 206V205H124ZM123 206V207H124ZM127 206V205H126ZM129 206V205H128ZM130 206H131V204H130ZM129 206V207H130ZM144 206V205H143ZM146 206V205H145ZM170 206V207H169ZM45 207V206H44ZM114 207H115V205H114ZM132 207V206H131ZM133 207H134V205H133ZM158 207V208H159ZM236 207V206H235ZM7 208V207H6ZM46 208V207H45ZM54 208V207H53ZM93 208V207H92ZM135 208V207H134ZM134 208H128L129 209V212L131 213V215H133V216H135L136 218H137V220H140L141 221V219H139V216H138V212L134 209ZM137 208H138V206H137ZM155 208H157L156 206H155ZM158 208H157V210H158ZM183 210H181V209ZM241 208V209H242ZM258 208V209H257ZM9 209H10V207H9ZM11 209H12V207H11ZM10 209V210H11ZM39 209V208H38ZM81 209V208H80ZM109 209H111V208H109ZM108 209V210H109ZM117 209V208H116ZM123 209V208H122ZM139 209H140V207H139ZM139 209H138V211H139ZM148 209V208H147ZM151 209V208H150ZM154 209V208H153ZM236 209V208H235ZM240 209V210H241ZM251 210L250 211V214H247L248 212H249V210ZM94 210H96V209H94ZM107 210V211H108ZM143 210V209H142ZM223 210V209H222ZM225 210V209H224ZM239 210V211H240ZM53 211V210H52ZM56 211V210H55ZM64 211V210H63ZM97 211V210H96ZM118 210H116V212H117ZM123 211H125L126 212V210H123ZM123 211H121V212H123ZM152 211V210H151ZM218 211V210H217ZM220 211V210H219ZM218 211V212H219ZM229 211H230V209H229ZM234 212L232 213V215H234L235 214V211L236 210H233ZM239 211H238V213H239ZM65 212H66V208H65ZM99 212H100V209H99ZM98 212V213H99ZM109 212V211H108ZM110 212H113V210L111 211L110 210ZM110 212H109V215H111L110 214ZM141 212V211H140ZM156 212V211H155ZM155 212H153V213H155ZM13 214H14V212H12ZM49 213H51V212H49ZM75 213V212H74ZM96 213V212H95ZM101 213V212H100ZM99 213V214H100ZM106 213V212H105ZM129 213V214H130ZM149 213V212H148ZM231 213V212H230ZM237 213V214H238ZM41 214V213H40ZM48 214V213H47ZM53 214V213H52ZM120 214V216L122 215L121 213H119ZM129 214H127V212H126V215L128 216ZM146 214V213H145ZM151 214V213H150ZM213 214V213H212ZM240 215H242V213H239ZM14 215H16V214H14ZM44 215V214H43ZM97 215V214H96ZM100 215H102V213L100 214ZM108 215V216H109ZM114 215V214H113ZM125 215V214H124ZM131 215H129V217H131ZM141 215V214H140ZM153 215V214H152ZM208 215V216H207ZM231 215V214H230ZM231 215V217H233ZM240 215H238L239 217H241V219H242V216H240ZM50 216V215H49ZM52 216V215H51ZM70 216V215H69ZM141 216H143V215H141ZM145 216V215H144ZM143 216V217H144ZM149 216V215H148ZM180 216H182L183 218H184V220H182L181 218H180V220H181V222H184L183 224H180L181 226H180V228L181 229H179V228H173V225H174V222L175 221H177V218H179ZM211 216H214V215H211ZM210 216V217H211ZM15 217V216H14ZM53 217V216H52ZM55 217V216H54ZM87 217V216H86ZM94 217V216H93ZM98 217H99V215H98ZM102 217V216H101ZM112 217V216H111ZM117 218H118V216H116ZM115 217V218H116ZM123 217V216H122ZM128 217V218H129ZM146 217V216H145ZM150 217V216H149ZM223 217V216H222ZM245 217V218H244ZM11 217H9V211H7V209H3V208H0V242L2 241V240H4L5 239V236L6 235H8V234H6L7 232H10V231H12V233L15 231V233L17 234V229H16V226L13 224V222L11 221V219H10ZM65 218H66V216H65ZM106 218V217H105ZM108 218V217H107ZM107 218H106V220H107ZM113 218L114 217H112V219L111 220H113ZM125 218V217H124ZM123 218V219H124ZM127 218V217H126ZM131 218H133V217H131ZM147 218V217H146ZM214 218V219H213ZM16 219V218H15ZM43 219V218H42ZM44 219H46V218H44ZM90 219V218H89ZM96 219V218H95ZM98 219V218H97ZM110 219V218H109ZM135 219V218H134ZM148 219V218H147ZM151 219H153L152 217H151ZM206 219V220H205ZM212 219L213 220H215V222H216V216L215 217H212ZM210 220V222L212 223V221L213 220ZM231 220V218L229 219V216H226V220ZM234 219H236L237 220V218H235V216H234V218L232 219L233 220V222H234ZM49 220V219H48ZM50 220H51V218H50ZM63 220V219H62ZM125 220V219H124ZM124 220H121L120 219V217H119V221H124ZM127 220V219H126ZM136 220V221H137ZM143 220V219H142ZM153 220H155V219H153ZM160 220H161V222H160ZM179 220V219H178ZM226 220H224V221H226ZM231 220V221H232ZM239 220V219H238ZM70 221V220H69ZM92 221H93V219H92ZM110 221V220H109ZM114 221V222H113ZM112 222L113 223H115V221H116V219H114ZM128 221V220H127ZM126 221V222H127ZM134 221V220H133ZM132 221V222H133ZM135 221V222H136ZM139 221V222H140ZM150 221V220H149ZM201 221H205V223L203 224ZM230 221V222H231ZM241 221V220H240ZM42 222V221H41ZM44 222V221H43ZM50 222V221H49ZM98 222H102V221H98ZM108 221H106V223H107ZM155 222V221H154ZM179 222V221H178ZM178 222H175V223H178ZM215 222H214V224H215ZM236 222V221H235ZM234 222V223H235ZM47 223V222H46ZM45 223V224H46ZM95 223V222H94ZM110 223V222H109ZM119 223V222H118ZM118 223H115V224H117L118 226H119V228H120V225L118 224ZM122 223V222H121ZM120 223V224H121ZM124 223V222H123ZM134 223V222H133ZM202 223V224H201ZM211 223H209V227H207L206 229H208V228H210V226L212 227V225H213V223L211 224ZM227 223V222H226ZM225 223V224H226ZM228 223H229V221H228ZM239 223V224H240ZM44 224V223H43ZM50 224V223H49ZM99 224V223H98ZM101 224H103V223H101ZM127 224H129V222L127 223ZM131 224V223H130ZM138 224V223H137ZM144 224V223H143ZM150 224V225H151ZM188 224H190V225H188ZM196 225H197V223H195ZM194 224V225H195ZM211 224V225H210ZM224 224V225H225ZM236 224V223H235ZM96 224H94L93 226H95ZM108 225H110V224H108ZM116 225V226H117ZM126 225V224H125ZM175 225H177V224H175ZM185 225V226H184ZM216 225V224H215ZM214 225V226H215ZM226 225H228V224H226ZM38 227H39V225H37ZM45 226V225H44ZM49 226V225H48ZM47 226V227H48ZM64 226V225H63ZM90 226V225H89ZM103 226H105V225H103ZM110 226H113V227H111V228H113L112 230L113 231H115L116 229H117V232L120 234V229H119V231H118V226L117 227H115L114 228V225H110ZM132 226V225H131ZM136 226V225H135ZM145 226V225H144ZM192 226V225H191ZM198 226V225H197ZM197 226H195V228L197 227ZM198 226V227H199ZM205 227V228H202V227ZM237 226H238V223H237ZM239 226H241V224L239 225ZM42 227H43V225H42ZM46 227V228H47ZM49 227H51V225L49 226ZM53 227V226H52ZM57 227V226H56ZM133 227V226H132ZM137 227H139V226H137ZM177 227H179V226H177ZM188 227H187V229H188ZM231 227H233L234 228V226L231 224ZM37 227H35V229H36ZM69 229H66V231L64 232V234L65 235H67V237H70V238H72L71 236L73 235V234H75L76 233V229L75 228H72V227H68ZM87 228V227H86ZM92 228V227H91ZM95 229H96V227H94ZM98 228V227H97ZM108 228H109V226H108ZM122 228V227H121ZM148 228V229H149ZM225 228V227H224ZM232 228V229H233ZM240 227H238V229H239ZM81 229V228H80ZM99 229V228H98ZM100 229H101V227H100ZM139 229H140V227H139ZM143 229V228H142ZM190 229V228H189ZM189 229H188V231H189ZM197 230H198V228H196ZM226 229H227V227H226ZM230 229V228H229ZM38 230V229H37ZM40 230V229H39ZM47 230V229H46ZM46 230H44V232L46 231ZM60 230V229H59ZM109 230H110V232H111V229L109 228ZM124 230V229H123ZM138 230V229H137ZM173 230L175 231V230H180V231H176V232H173ZM212 230V229H211ZM211 230H209L208 229V231H206V233H208L209 231H211ZM215 230V229H214ZM239 230H241V229H239ZM43 231V230H42ZM88 231H89V229H88ZM134 231H136V230H134ZM187 231V230H186ZM188 231H187V233H188ZM192 231H195V230H192ZM213 231V230H212ZM218 231V230H217ZM216 231V232H217ZM227 231V230H226ZM48 232H49V229H48ZM50 232H51V234H52V229L50 228ZM80 232V231H79ZM98 232V231H97ZM109 232V233H110ZM116 232V233H117ZM140 232V231H139ZM196 232V231H195ZM198 232V231H197ZM196 232V233H197ZM199 232H201V231H199ZM220 232V231H219ZM228 232H230V230H228ZM15 233L13 234V235H15ZM38 233V232H37ZM40 233H43V232H40ZM83 233V232H82ZM112 233V232H111ZM111 233H110V235H111ZM114 233V232H113ZM113 233H112V235H113ZM132 233V232H131ZM142 233V232H141ZM144 233V232H143ZM47 234V233H46ZM41 234V235H44V238H46L48 235V237H49V240L51 239V237H52V235L51 234ZM59 234H60V231H59ZM63 234V233H62ZM87 234V233H86ZM107 234V233H106ZM115 234V233H114ZM118 234V235H119ZM122 234V233H121ZM199 234V233H198ZM32 235V234H31ZM40 235V236H41ZM46 235V236H45ZM109 234H107V236H108ZM128 235V234H127ZM205 236H206V234H204ZM203 235V236H204ZM36 236H37V234H36ZM38 236H39V234H38ZM38 236L36 237V238H33L34 236L32 235V238H30V239H28V240H25V242H23V241H21V240H19V247L17 248V249H13V251L11 252V251H9V250H4L3 252H1L0 253V262L1 263H3V262H7L9 259H14V258H12L14 255H20V254H22V255H26V256H28V253H31L32 254V256H35L37 259L39 258L38 256H39V254L37 255L36 253H39V251H41L42 252V250L39 248L42 244H45V240L47 239H44V241H42L43 239L41 238V239H39L38 238ZM114 236V235H113ZM116 236H117V234H116ZM130 236V235H129ZM146 236H145V238H146ZM188 236V235H187ZM42 237V236H41ZM56 237V236H55ZM64 237V236H63ZM62 237V238H63ZM119 237H121V236H119ZM117 238L116 239V241L118 240V243H116V241H114V243H116V244H118L117 245V247L118 248H116L117 250H119L120 248H119V245H124L125 243L123 242V236H122V243L121 244H119V239H121V238ZM128 237V236H127ZM213 237H215V236H213ZM217 237V236H216ZM108 238H109V236H108ZM113 238H115V236L113 237ZM126 238V237H125ZM131 238H132V236H131ZM142 238H143V236H142ZM232 238V237H231ZM69 239V238H68ZM111 239V240H110ZM137 239H139V238H137ZM183 239V238H182ZM191 239V238H190ZM228 239V238H227ZM49 240H47L46 242H48ZM55 240H57V239H55ZM63 240V239H62ZM108 240H110V241H108V243H113L112 242V240H115V239H112V236H110V238L108 239ZM129 240V239H128ZM128 240H126V242H130V240L128 241ZM214 240H215V238H214ZM236 239H234L232 242H231V244H229V245H231V247H232V244H233V242L235 241ZM54 241V240H53ZM58 241V240H57ZM68 241V240H67ZM120 241V242H121ZM143 241H145V242H143ZM193 241V240H192ZM198 241V240H197ZM206 241V240H205ZM212 240H210V242H211ZM23 242V243H22ZM63 242H64V240H63ZM187 242H189V241H187ZM190 242H191V240H190ZM194 243H195V245H197V246H200L198 243L196 244V241H193ZM203 241H200V244L202 243ZM65 243H67V242H65ZM74 243V242H73ZM114 243H113V245H114ZM131 243V242H130ZM183 243L185 244V246L186 247H183L184 245H183ZM47 244V243H46ZM152 244V245H151ZM182 244V247L183 248H185V249H183L182 250V248L181 247H179L180 245ZM205 244H207V243H205ZM220 244V243H219ZM72 245V244H71ZM103 245H105V244H103ZM136 245V246H135ZM148 245H151V247L149 246L148 247ZM190 245V246H191ZM195 245H193V248H194V246ZM204 244L202 243L201 244V246H203ZM55 247L57 246L56 244L54 245ZM106 246H108L107 244H106ZM109 246H111V248H109V249H111L112 250V245H110L109 244ZM115 246V245H114ZM208 246H210V245H208ZM258 246H257V251H258V249H259V251H260V249H262V248H258ZM51 247V246H50ZM65 247V246H64ZM83 247V246H82ZM85 247V246H84ZM101 247H102V245H101ZM101 247H99L100 249H101ZM196 247V246H195ZM206 247H207V245H206ZM230 247V248H231ZM263 248H264V245L262 246ZM46 248V247H45ZM49 248V247H48ZM47 248V249H48ZM58 247H56L55 249H57ZM62 248V247H61ZM114 248V247H113ZM123 248V247H122ZM143 248V249H142ZM151 249L150 251H149V249ZM181 248V249H180ZM187 248H189V247H187ZM197 248L198 247H196V248H194V249H196L197 250ZM226 248V247H225ZM103 249L105 250V248L103 247ZM103 249H101V250H103ZM108 249V247H107V250H109ZM124 249V248H123ZM140 249H142V251L140 250ZM200 249V248H199ZM202 249H204L203 247H202ZM207 249V248H206ZM37 250H38V252H37ZM92 250V249H91ZM114 250V249H113ZM137 250H139V251H137ZM180 250V251H179ZM187 250V249H186ZM189 250V249H188ZM225 250H227V249H225ZM43 251H44V249H43ZM55 251V250H54ZM62 251V250H61ZM74 251V250H73ZM77 251V250H76ZM87 251V250H86ZM96 251H97V249H96ZM148 251V252H147ZM191 250H189V252H190ZM207 251V250H206ZM252 251V252H251ZM257 251H256V253H257ZM67 252V251H66ZM78 252V251H77ZM81 252V251H80ZM93 252V251H92ZM102 252V251H101ZM100 252V253H101ZM105 252V251H104ZM111 252V251H110ZM123 252V251H122ZM125 252V251H124ZM140 252V253H139ZM142 252V253H141ZM149 252H151V254L149 253ZM196 252H199V251H196ZM195 252V253H196ZM250 252V253H249ZM55 253H56V251H55ZM59 253V252H58ZM57 253V254H58ZM61 253V252H60ZM59 253V254H60ZM71 253V252H70ZM90 253V252H89ZM95 253V252H94ZM103 253V252H102ZM107 253V252H106ZM115 253V252H114ZM120 253V252H119ZM118 253V254H119ZM139 253V254H138ZM178 253V254H177ZM180 253V254H181ZM183 253H185V254H187V252L185 251V252H183ZM203 252H201L200 253V255L202 254ZM207 253V252H206ZM208 253H210V251L208 252ZM214 253V252H213ZM216 253V252H215ZM224 254H225V252H223ZM261 253L262 254H264V252H263V249L261 250ZM30 254V255H31ZM54 254V253H53ZM56 254V255H57ZM66 254V253H65ZM68 254V253H67ZM75 254V253H74ZM77 254H79V253H77ZM85 254V253H84ZM99 253H97V255H98ZM105 254V253H104ZM110 254V253H109ZM175 254V255H174ZM197 254V253H196ZM225 254V255H226ZM234 255V256H231V255ZM261 254V255H262ZM21 255V256H22ZM44 252H43V257H44ZM61 255V254H60ZM69 255V254H68ZM102 255V254H101ZM112 255H114V254H112ZM174 255V256H173ZM176 255L178 256H180L179 257V259H176L175 257H176ZM199 255V256H200ZM203 255H204V253H203ZM206 255V254H205ZM16 256H14V257H16ZM47 256V255H46ZM49 256V255H48ZM53 256V255H52ZM55 256V255H54ZM109 255L107 254V257H108ZM115 256H117L116 254H115ZM122 256V255H121ZM194 256V255H193ZM220 256V255H219ZM219 256H216V257H219ZM221 256H224L223 254H221ZM230 256V257H229ZM241 256H244V257H241ZM253 256V255H252ZM255 256H256V254H255ZM23 257V256H22ZM71 257V256H70ZM86 257V256H85ZM90 257H91V255H90ZM93 257V256H92ZM94 257H96V256H94ZM94 257H93V259H94ZM98 257H100V255H98ZM106 257V256H105ZM106 257V258H107ZM192 257V256H191ZM202 257V256H201ZM205 257H208V255L207 256H205ZM215 257V258H216ZM229 257V258H228ZM249 257V256H248ZM262 257V256H261ZM27 258V257H26ZM53 258V257H52ZM51 258V259H52ZM56 258V257H55ZM62 258H63V256H62ZM109 258V257H108ZM104 259V256H103V259L104 260H102V262H103V264H112L113 262H111V259L109 258V259ZM178 258V257H177ZM200 258V257H199ZM215 258L213 257V259L215 260ZM221 258V257H220ZM219 258V259H220ZM40 259L42 260V258L40 257ZM39 259V260H40ZM47 259H48V257H47ZM81 259V258H80ZM91 259V258H90ZM101 259V258H100ZM100 259H97L99 262H101L100 261ZM194 259V258H193ZM222 259V260H223ZM243 259V260H242ZM262 259V258H261ZM36 260V259H35ZM34 260V261H35ZM43 260H45L46 261V257H45V259H43ZM53 260V259H52ZM55 260V259H54ZM67 260V259H66ZM70 260V259H69ZM82 260V259H81ZM87 260H88V255H87ZM92 260V259H91ZM89 261L90 263H82V264H95V263H97V264H102V263H99L98 261L97 262H92V261ZM112 260V261H113ZM185 260V259H184ZM198 260V259H197ZM218 260V259H217ZM256 260V259H255ZM263 260V259H262ZM36 261H38V260H36ZM86 261V260H85ZM189 261V260H188ZM188 261H186V262H188ZM195 262H197L196 260H194ZM200 261V260H199ZM242 261V262H241ZM50 262V261H49ZM192 262V261H191ZM194 262V263H195ZM218 263L217 264H219V261H217ZM0 263V264H1ZM44 264L45 263H47V262H43ZM80 263V262H79ZM190 263V262H189ZM193 263V264H194ZM208 263V262H207ZM252 263V262H251ZM39 264V263H38ZM42 264V263H41ZM76 264H78V263H76ZM191 264V263H190ZM203 264V263H202ZM220 264H223V261H220Z\"/></svg>",
  "mask_w": 264,
  "mask_h": 264
}]
</instances>
